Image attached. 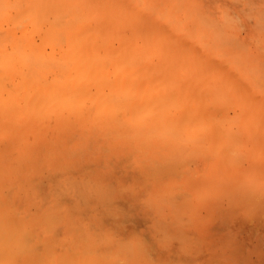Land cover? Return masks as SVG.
I'll list each match as a JSON object with an SVG mask.
<instances>
[{
  "label": "rangeland",
  "instance_id": "374dc122",
  "mask_svg": "<svg viewBox=\"0 0 264 264\" xmlns=\"http://www.w3.org/2000/svg\"><path fill=\"white\" fill-rule=\"evenodd\" d=\"M78 1H80V0H78ZM78 1L76 0V6H78V7H76L77 9H79V8H82V9H84L85 8V6H84V4H83V6H82V1H84V0H82V1H80L79 3H78ZM86 1H87V4H86ZM103 1V0H102ZM105 1H107L108 2V0H104L103 2H104V4H103V6L102 7H100V6H96V7H100V9L101 8H103V10H104V8H106V6H107V4H106V2ZM113 1V2H112ZM114 1L115 0H109V2L108 3H112V5H114V6H112V7H114L113 8V12L112 11H110V13H109V11H107V9H105L108 13H109V19H107L108 17H107V12H105V13H103V14H106V16L105 15H100V16H104L105 17V19H103L104 20V22H105V20L108 22V20H112V18H110V16H111V12H112V15H115L116 14V8H118V6L120 7L121 6V4L122 5H124V7L122 8V10H124V17H122V18H120V19H122V20H120V22H121V24L123 25H121V24H119L118 25V23H120V22H118V20L119 19H116V17H115V19L116 20H113V21H109L107 24H105V27L108 25V27L107 28H109V27H111L112 25V31L111 32H113V33H111V35H110V37L108 38L106 35H108V34H106L105 32V36L107 37V43L105 42L106 41V39L104 40H102L101 39V37L103 38V33H102V35L97 31V30H100V25H99V27H95L96 26V24L98 23V22H102L103 20L102 19H100V16H98L97 17V15H98V13L97 12H95V11H93L94 12V14L96 15H94L93 16V12H92V17H93V20H95L94 19V17H96L97 18V23H96V21H94V22H92L93 20H91L90 19V24H91V26H92V29H91V31L92 30H96L97 32H96V34L97 35H101V36H97V37H93V39H94V41H93V39L91 40L92 42H95L96 43V46H97V44H98V48H100V50H99V53L95 56V58L97 59V61H106L105 59H107L108 57H109V53H107L106 51H111V48L113 47V45H111L110 44V42L111 41H113L114 39L113 38H111L112 37V35H119L120 33H121V37L120 36H117V38L116 37H114V38H116V40H114L113 42H112V44H116L115 46L117 47H115L116 49H114L115 50V52H116V60H118L117 58H119L120 57V55H122V57L118 60V61H120L121 63H119L118 61H117V63H116V61L113 63V62H111V60L112 59H114V57L113 56H110L109 58H110V60H107L106 61V63H108L107 64V68H108V70H107V77L108 78H112V75H115L114 76V80H115V82L112 80V81H110V80H108V82H110L109 84H112L113 86H111L110 85V87H111V90H110V88H109V85L106 87V88H104V93H105V96L108 98V102H112L113 100V103L115 104V102L117 103V102H119V104L117 105V106H115L113 103H107L108 105H110L109 107L112 109L111 111L108 109V105L106 104L105 105V107H103V109L101 110V111H98L97 112V108H96V106L93 104V103H86V104H83V105H81V106H79V109H80V113H78L77 111H74L73 113H71V114H67V115H64V116H61V117H56V112H55V110H54V108H52L51 110H49V105L47 104V107H46V104H44V105H41V106H38V108H37V110H36V108H34L33 110H32V115L30 116V117H25L24 118V116H22V115H19L18 114V111H19V109H20V106L19 105H13V106H10L9 107V109H10V114L7 112L6 114H2V113H0V127H1V129H0V164L2 165H0V216H2L1 218H0V221H2V222H4V224H2V222H0L1 224H0V229H1V233H0V236L2 235V237H1V239H0V244H2V246L0 247V249H1V257H0V264H9V263H14V261L16 260V255H18L19 257H17V261H18V264L20 263V264H64V262L65 263H67V260H68V262L69 263H67V264H125L124 263V261L126 262V263H128V264H264V203H262V202H260V200L261 201H263L264 202V187H263V185H264V170H263V165H264V155L262 154L263 152H261V150L262 151H264V146H262V145H264V144H262V145H260V143H262L261 142V140H260V138H259V140H260V143H259V140H258V137H261V135H259L260 133H263L264 134V132H262V131H264L263 129H264V117H263V114H264V95L262 94V92L264 91H262L261 92V90L262 89H264V86H263V82L262 81H264L263 80V75L261 76L260 75V77L258 78V76H257V78L255 79V77L253 78L252 77V75L251 74H249L248 72H251V71H248L249 70V68L250 67H248L247 68V65H244L245 63H246V60H249V58H247L246 57V59L244 58V55H242L241 57H238V55L240 56L242 53L243 54H247V55H249V53L251 54L252 53V56H255L257 53H259V55L257 54V57L259 58V59H261V61H263L262 59H264V52H261V48L262 49H264V44H263V42L261 41V39L263 38L264 39V31H262V30H260V29H263L264 30V27H262V24H264V13L263 14H260V12H261V10L262 9H264V8H262V7H260L259 8V6L261 5H263V3H264V1L263 0H252V1H250L249 2V0H247L250 4H248L247 3V1L246 0H237V1H234L233 2V0H232V2H231V0H187V1H191L190 3L191 4H189V5H185L186 4V2H184V1H186V0H182V6L184 5V9L185 8H187V6H188V8L187 9H185V10H187V11H185L186 13H188V14H190V13H193L194 12V10H192L191 9V7H194L195 6V3L197 4V12L199 11V9H201V11L203 10V12H205L207 15H205L206 17H204V15H202L203 13H201V15H200V12L201 11H199L198 13H199V15L197 14V12H195V14L198 16V19H200L199 21H200V23L199 24H196L195 25V27H193L194 28V31H193V29L191 30L190 29V27H192L191 25H193V23H195V22H193V21H195V20H198V19H196V17L192 14V16H193V19H195V20H193L192 19V16H191V19L193 20L192 22L189 20L188 21V15H187V20L185 19L186 18V15L184 16V15H181V14H183V12L180 14V16H179V22L181 21V19L183 18V20H182V24L179 26L180 28V30L181 29H183V33L186 35H184L183 37H182V35H181V37H182V40H181V38H180V36H176V35H174V39H175V43L172 41V40H174L173 38L172 39H169L168 38V40L170 41H165L164 43L165 44H167V42H169L170 44H167V46H169V45H171V43L172 44H175V45H173V46H175V47H173L172 48V52H169L170 54H171V57L172 58H174V57H176V56H174V55H176L177 54V59L179 60L178 62H180L181 63V65L179 66V64H178V66L177 65H175V63L177 64L178 62H176L175 60H177L176 58L175 59H170L169 60V57H170V55H166V56H168V59L166 58L165 59V61H167V64H165L166 66H167V73H169L170 75L169 76H173V77H169V76H167V74L165 73V75H163V81H166V79H165V77H167L168 79H170V78H172V79H175L176 80V78H177V76H178V74L179 75H181V79H183V76H184V78H185V76H186V78L185 79H183L182 81V83H185V81L186 82H188V84L187 85H189V82L191 81V85H192V83H193V85H196L197 86V88H200V89H193V87L190 85V87L192 88H185L186 89V91L188 92L189 91V89H191L192 91V93H194V94H192L190 91L187 93L186 91H180L181 90V79L179 80V78L177 79V80H179L180 81V83H178V82H176L175 80V82L176 83H178V84H180V86L179 85H177L176 86V84H174V86L175 87H173V90H172V88L170 89V87L168 86H164L163 84L165 83V85H166V83L168 82H162V79H160L161 80V82L163 83H160V80L158 79L164 72V70L163 69H161V68H159V67H161V66H159L157 69H156V71L154 70V66L157 64H154V62H157V61H159V64H161V62H160V58L159 57H161V61H163L164 60V58H163V56L164 57H166L165 55H163V56H161L163 53H165V50H161L160 51V49L159 48H157L158 50H155V49H153V46H152V43H151V40H150V42L148 43V42H146L147 40H145V39H141V37L139 36L138 38H137V34L135 35L134 34V29L135 30H137V28L135 27L137 24H138V26H139V21H140V19H139V23H137V17H143V20L144 19H146L147 18V16H148V14H149V12L151 13V16H150V14H149V19L151 20V19H153V15H154V21L156 22L157 21V24L158 23H160V24H163V21H165L164 23L166 24V23H169L170 25H168V26H171V24L173 23V22H175L176 20H178V19H171L170 18V16L169 15H167V13H166V16H165V13L163 14V15H161V13H160V16L157 14L158 13V11L159 12H161V10L156 6V4H158L159 2L160 3H162V0H155V1H157L158 3H156V2H153L154 0H132L131 1V3L129 4V6L127 5V7L129 8V11H132L131 9H132V7H134L133 9H134V11H133V13L135 14V15H137V17L136 16H134L133 15V13H131V12H129L128 11V9H126L127 7H126V4H128L129 3V0H120V1H115V3H114ZM123 1V2H122ZM164 1V0H163ZM167 1V0H166ZM172 1V0H171ZM173 1H175V0H173ZM176 1H178V0H176ZM91 2V1H90ZM92 2H94L93 0H92ZM96 2L98 3H100V1H97L96 0ZM117 2H121L120 4L119 3H117ZM127 2V3H126ZM142 2V3H141ZM144 2H146V4L144 3ZM180 2V1H179ZM208 2V3H207ZM211 2V3H210ZM223 2H226V3H223ZM240 2V3H239ZM254 3V2H256L257 3V5H255L254 7H252V3ZM98 3V4H99ZM102 3V2H101ZM114 3V4H113ZM133 3V4H132ZM134 3L136 4L135 6H134ZM150 3H152V5L150 6ZM154 3H156V4H154ZM160 3H159V5H160ZM188 3V2H187ZM218 3V4H217ZM231 3H236V4H231ZM242 3V5L240 6V4ZM88 4H90L89 2H88V0H85V5H87L88 6ZM93 4H95V2L93 3ZM92 4V5H93ZM97 4V5H98ZM117 4V5H116ZM141 4V5H140ZM145 4V5H144ZM179 4V3H178ZM177 3H176V5H178ZM220 4V5H219ZM238 4V5H237ZM245 6H249L250 7V9H248L249 7H245ZM258 4H260V5H258ZM101 5V4H100ZM110 5V4H109ZM144 5V7H142ZM210 5V6H209ZM234 5H236L235 6V9H234ZM115 6H116V8H115ZM139 6V7H138ZM153 6L155 7L156 6V11H154V9L155 8H153ZM182 6L180 7L181 9H182ZM186 6V7H185ZM222 6V7H221ZM239 6V7H238ZM84 7V8H83ZM93 7H95V6H93ZM108 7V9L110 10L111 8H110V6H107ZM141 8V9H139L138 10V8ZM149 8V9H147V8ZM198 7H199V9H198ZM215 7V8H214ZM241 7H243V10L241 9ZM244 7H245V10H246V8H247V10H250V11H247V13L248 12H251V14L253 13V11H255V12H257L259 9H260V12H259V14H257L258 16H256V14L254 13L253 15H250V18H252V20H249L248 18L246 19V17H245V15H248V14H246L245 13V11H244ZM98 8L97 9H95L96 11L98 10ZM121 8H120V10H121ZM125 8V9H124ZM145 8V9H144ZM195 8H196V6H195ZM221 8H222V11H223V9H225L226 11H227V14H224L223 13V15H227V17L225 18L224 16L222 17V12H220V10H221ZM240 8V9H239ZM258 8V9H257ZM88 9V8H87ZM99 9V10H100ZM151 9V10H150ZM184 9H182V10H184ZM188 9L190 10V12L188 11ZM206 9V10H205ZM233 9H234V11H233ZM251 9H253V10H251ZM256 9H257V11H256ZM103 10H100L101 12H103ZM120 10H118L117 9V13L119 14V12H120ZM121 10V11H122ZM126 10H127V12H128V14H129V17H130V14H131V17L133 16L134 18L133 19H129L130 21H128L129 22V24L127 23V20L125 21V18H128V14L126 13ZM136 10L138 11V14L137 13H135L136 12ZM150 10V11H149ZM219 11V13H217V11ZM115 11V12H114ZM141 11H143L144 13H142ZM146 11V12H145ZM148 11V12H147ZM212 11V12H211ZM154 12V13H153ZM155 12H156V14H155ZM228 12L229 13H231V15L233 14V16H230V14H228ZM237 12V13H236ZM115 13V14H114ZM122 12H120V15H122L121 14ZM142 14H144V15H142ZM250 14V13H249ZM117 15V14H116ZM156 15V16H155ZM215 16L214 17V19H212L214 22L212 23V21H211V17L213 18V16ZM261 15V16H260ZM127 16V17H126ZM157 16H159V17H157ZM161 16H163V18H161ZM167 16H168V18H167ZM208 16V17H207ZM230 16V17H229ZM241 16H242V19H241ZM255 16H256V18H255ZM263 16V19L261 18ZM91 17V18H92ZM107 17V18H106ZM112 17V16H111ZM118 17H119V15H118ZM121 17V16H120ZM164 17H165V19H164ZM195 17V18H194ZM204 17V19H202ZM236 18L237 17V23H239L240 22V24L238 25V24H235L238 28H240V29H236L237 27L235 26V29H233V28H230V27H226L227 29H225L224 30V28H225V26L223 25L222 26V23L225 21V23H227L230 19V21H231V23H230V25H234V23L236 22L235 20H234V18ZM239 17V18H238ZM243 17H245V19L243 18ZM247 17H249V16H247ZM260 17V18H259ZM113 18H114V16H113ZM124 18V19H123ZM156 18H159V19H156ZM161 18V19H160ZM222 18V19H221ZM227 18H229L228 20H227ZM253 18L255 19V20H253ZM99 19L101 20V21H99ZM149 19H148V21H149ZM164 19V20H163ZM209 19V20H208ZM221 19V20H220ZM257 19L260 21H258L257 22ZM218 21V23H216L217 21ZM222 20H224L223 22H221V24H220V21H222ZM233 20V21H232ZM124 21V22H123ZM134 22V21H136V23L135 24H133V23H131V22ZM145 21V20H144ZM147 21V20H146ZM145 21V22H146ZM172 22V23H170V22ZM198 21V22H199ZM210 21V22H209ZM229 21V22H230ZM235 21V22H234ZM239 21V22H238ZM244 21V22H243ZM251 21H252V23L255 21L256 22V24H253L252 25V23H251ZM103 22V23H104ZM113 22V23H112ZM118 22V23H117ZM125 22H126V25H125ZM142 19H141V23L140 24H142ZM191 24H189V23ZM228 22V23H229ZM234 22V23H233ZM93 23H96V24H93ZM112 23V24H111ZM124 23V24H123ZM130 23H131V25H134L133 27L131 26V27H129V25H130ZM187 23L189 24V25H187ZM204 23V24H203ZM215 23V25H213ZM227 23V24H228ZM257 23H258V25H259V23H260V27L259 26H256L257 25ZM93 24V25H92ZM99 24H101V23H99ZM116 24H117V28H115L116 27ZM165 24H163L164 26H166ZM200 24H203V26H205L206 28H204L202 25H200ZM218 24V25H217ZM243 24H244V26H243ZM246 24V25H245ZM7 25V26H6ZM10 25V23H7V22H5V23H3L2 25H0V32L3 30H8V28L10 27L9 26ZM120 25L122 26L121 27V29H119V27H120ZM198 25H200V26H198ZM254 25H255V27L256 28H258V31H253L254 29H255V27H254ZM103 27L101 28V29H104L105 27H104V25H102ZM119 26V27H118ZM188 26H190V27H188ZM202 26V27H201ZM212 26H216L215 28H210V27H212ZM241 26H242V29H241ZM247 26V27H246ZM249 26V27H248ZM264 26V25H263ZM142 27V26H141ZM143 27H144V24H143ZM220 27H223V28H220ZM251 27V28H250ZM253 27V28H252ZM95 28V29H94ZM198 28H200L199 29V31L197 32V30H198ZM202 28V29H201ZM219 28V29H218ZM248 29V30H246V29ZM110 29V28H109ZM115 29L118 31V33H117V31H116V34H115ZM131 29H132V31H131ZM145 29V28H144ZM196 29V30H195ZM204 29V30H203ZM207 29H212L211 31H207ZM215 29V30H214ZM220 29H223V31L222 30H220ZM106 30V29H105ZM108 30V29H107ZM106 30V31H107ZM122 30H124V33H125V31H127L125 34L124 33H122ZM232 30H234L235 32H238L237 30H239L240 32H238L237 34L239 35V37H238V35L236 34L235 35V33L233 34V32H232ZM4 31V32H5ZM104 30H102V32H103ZM109 31V30H108ZM134 31V32H133ZM206 32V33H202V32ZM224 31H226V32H224ZM227 31H228V33H229V35H230V37L228 36V34H227ZM229 31H231L232 33H230ZM244 31V32H243ZM247 31V32H246ZM259 31H261V32H259ZM4 32H1V33H4ZM94 32V31H93ZM176 32V31H175ZM177 32H179V31H177ZM190 32V33H189ZM199 32H201L203 35L204 34H208V33H210L211 35H212V38L213 39H211V37H208L207 35H206V37L205 36H202V35H200V33ZM255 32V33H254ZM130 33H133V34H130ZM136 33V32H135ZM193 33V34H192ZM197 33H199V34H197ZM214 33V34H213ZM221 33V34H220ZM227 34V35H225V34ZM240 33V34H239ZM245 33V34H244ZM247 33H248V35H247ZM257 33H259L260 34V36H259V34H257ZM122 34H123V36H125V37H127V36H131V35H135L134 37V40H133V38H132V42L133 41H135V39L138 41H135V44H132L133 45V48L131 49V51L129 52V50H128V52H129V54L130 53H132V51L135 49V48H137V47H141L140 48V50H142V49H144V47H145V45L144 44H147L146 46L148 47V52L146 51V49H145V51L147 52V53H151V54H149V55H152L153 53L155 54H157L158 52L157 51H160V55L159 54H157V55H159V57H156V54L154 55H152V56H154L153 58H151V61H152V59H153V61H152V65H154V66H152V67H149V71L146 69V68H142L144 65L143 64H141L140 62H138V64L140 63L141 65H143L142 67H140V71H138L139 70V68L136 70V67H133V69L134 70H136V71H130V73L132 72V74L134 75H131L130 74V76L131 77H136L137 79L140 77H138V75H136V74H138V72L139 73H141V82H142V84L143 83H147L146 85L147 86H145V85H140V87H141V89L140 88H138V89H140V90H138V91H140V96L139 97H142L143 95V97H142V99H141V101H139V99L136 101V100H134V98H132V96H134L133 94L134 93H131L130 94V92H132L131 90H135L136 91V86L138 85V84H141V83H138L137 84V81H135V80H137L136 78H135V80L133 81V83H132V80H133V78L131 79V77H130V81L129 80H127V79H125V80H127V83L126 84H128V86H123L121 83L123 82L122 80H124L123 78H120L121 77V75H125V73L127 74V72H125L127 69V67H126V64H125V67H124V65L121 67V65L123 64L122 63V61L123 60H125L126 61V59H123V58H125L127 55H128V52L125 54L126 56L124 57L123 56V51L125 50L126 51V49L127 48H125V46L126 47H128V45H129V47H131V45H130V42H129V40H128V42H129V44L128 45H125V43H123L124 44V50H122V40H121V38H123V41L125 42L126 40H127V38H129V37H127V38H125V37H123L122 36ZM192 34V35H191ZM217 34V35H216ZM224 34V35H223ZM231 34H232V36H231ZM243 34V35H242ZM196 35V36H195ZM210 35V36H211ZM221 35V36H220ZM233 35H235V36H233ZM247 35V36H246ZM255 35H256V37H255ZM38 35L37 34H34V40L37 42V43H40V41H41V39L39 38V36L37 37ZM96 36V35H95ZM189 36V37H188ZM198 36H199V38H198ZM219 36H220V38H219ZM229 38H228V37ZM237 36V37H236ZM243 36V37H242ZM254 36V37H253ZM262 36V37H261ZM176 37H179L180 39L179 40H181V43H180V41L178 40V42L176 43ZM188 37V38H187ZM215 37H217V38H215ZM236 37V38H235ZM99 38V39H98ZM144 38V37H143ZM192 38H195V39H192ZM197 38H198V40H197ZM204 38H206V39H204ZM214 38L216 39L215 41H217V42H215V41H213L212 42V40H214ZM224 40H223V39ZM231 38H233V39H231ZM245 38H247V39H245ZM101 39V41H100V43H99V40ZM113 39V40H112ZM126 39V40H125ZM142 40V42H141V40ZM185 39L188 41L189 40V42H188V44L185 42ZM237 39H239V41L242 43H240V42H238V40ZM96 40H98L97 42H96ZM198 41V42H194V44H196V43H198V44H196V45H199V46H197L196 47V45H194L193 44V50H192V48H191V50L192 51H190V49H187V48H189L190 47V44H192L193 43V41ZM204 40H206L207 41V43H205V45L203 44L204 42ZM210 42H209V41ZM220 40V41H219ZM230 40V41H229ZM237 40V41H236ZM245 40V41H244ZM255 40V41H254ZM89 41V40H88ZM90 41V43H92ZM105 42L106 44H105V47H104V45H102V43L103 42ZM144 41V42H143ZM149 41V40H148ZM160 41V43L161 42H163V41H161V40H158L157 41V43L156 44H159L158 42ZM172 41V42H171ZM231 41H233V43L231 42ZM250 41H251V43H250ZM258 41V42H257ZM127 42V41H126ZM184 42L188 45H186V49L184 48ZM209 42V43H208ZM223 42V44H221ZM228 42V43H227ZM235 42V43H234ZM89 43V42H88ZM87 43V41L85 42V43H83L82 45H83V48H85V46H87V47H91V48H96V46H95V43H93V44H91V45H93V46H89L90 44H88ZM119 43H120V45H119ZM139 43V44H138ZM143 43V44H142ZM178 43H180V45H182L183 44V47L182 46H179L178 48L179 49H181V50H179L178 49V51H181V52H175L176 50L175 49H177V44ZM220 43V44H219ZM226 43V44H225ZM232 45H231V44ZM243 43H245V44H243ZM86 44V45H85ZM108 44H110L111 45V48H110V46L107 48V46H108ZM142 44V45H141ZM151 44V45H150ZM155 43H153V45H154ZM208 44H211V45H209V46H214L215 48L217 47V46H219L218 48H216V49H219V50H215V48L213 49V47H209L208 46ZM212 44H214V45H212ZM215 44H217L216 46H215ZM236 44V45H235ZM248 44V45H247ZM249 44H250V46H252V44H253V48L255 49V51H256V54H255V51H253L254 49H252V47H251V50H249V48H250V46H249ZM257 44V45H256ZM122 45V46H121ZM140 45V46H139ZM203 45H204V48L206 49H209V50H211V51H213V52H211V51H209V50H205L204 51V49H203ZM222 45V46H221ZM225 45L228 47V45H230L229 46V53H231V51L234 53L235 51L233 50V47H235V48H238V51H240V52H242V53H234V54H236V55H234L233 53H231V56L233 57L232 58V60L231 59H229V54L227 55L225 52ZM121 46V47H120ZM135 46H137V47H135ZM144 46V47H143ZM202 46V48H200L199 50H197V48H199V47H201ZM207 46V47H206ZM224 46V47H223ZM233 46V47H232ZM248 46H249V48H248ZM122 50V52H121V50L119 49V48ZM157 47H159V45H157ZM171 46H169V48H170ZM192 47V46H191ZM223 47V51L221 50V52H219L220 51V49ZM106 48V49H105ZM109 48H110V50H109ZM232 48V49H231ZM260 48V49H259ZM47 49L49 50L50 48H49V46H47ZM86 49V48H85ZM89 49V48H88ZM202 49H203V53H202ZM258 51H257V50ZM105 51V55H102L101 56V54L102 53H100V52H102V51ZM114 50L113 51H111L110 52V55H114L115 54V52H114ZM136 50H139V48L138 49H136ZM168 50V49H167ZM170 50H171V48H170ZM175 50V51H174ZM183 50V51H182ZM186 50L188 51L187 53H185L186 52ZM215 50V51H214ZM118 51V52H117ZM124 51V52H125ZM135 51V50H134ZM133 51V53H135V52H138V51H135L134 52ZM144 51V50H143ZM145 51L143 52V53H145ZM164 51V52H163ZM207 51V52H206ZM225 51V52H224ZM228 51V50H227ZM237 51V52H238ZM253 51V52H252ZM141 52V51H140ZM140 52H138V53H136L138 56L139 55H141L142 57H143V59L146 57V58H148L149 60H150V57H152V56H149V55H146L145 56V54H144V56H143V54H142V52L140 53ZM175 54H174V53ZM199 52V53H198ZM215 52H218L219 54H222V52L225 54V55H227L226 57H227V59L228 60H231L232 62H233V64H232V62L230 61V64H229V62L228 61H226L227 59H226V57L224 58V56L223 55H221L220 57H219V54H215ZM245 52V53H244ZM248 52V53H247ZM107 53V54H106ZM119 53V54H118ZM168 53V52H167ZM190 53V54H189ZM193 53V54H192ZM195 53H196V55H195ZM200 54L201 55V53L203 54V57H204V60H202L203 58H202V56L200 57V61H199V58H197V55L198 54ZM228 53V52H227ZM135 54V56L133 55V57H135L136 58V55ZM179 54H182L181 56H178ZM211 54H213V55H211ZM184 55H185V57H187V58H185L184 57ZM187 55V56H186ZM189 55H190V57H192V56H195L196 57V60L194 59V60H192L193 58H195V57H192L191 58V60H190V57H189ZM208 55V56H207ZM213 56L212 58H213V61H211V60H207V61H210L211 62V67H212V63L214 64V66H213V68H212V71H210L209 69H211V67L209 66V65H207L208 64V62H206V58L207 57H210V56ZM101 56V57H100ZM107 56V57H106ZM132 56V55H131ZM130 56V57H131ZM138 56H137V58H138ZM140 56V57H141ZM174 56V57H173ZM217 56L219 57V58H217ZM113 57V58H112ZM142 57H141V60L143 61H141L142 63H146L147 61H148V59H142ZM159 58L158 60L156 59V58ZM180 57V58H179ZM206 57V58H205ZM256 57V58H257ZM108 58V59H109ZM132 58V57H131ZM162 58H163V60H162ZM182 58V60H180ZM202 58V59H201ZM220 58H221V60H220ZM224 58V59H223ZM96 59H94L95 61H96ZM138 59H140V58H138ZM137 59V61H140V60H138ZM155 59H156V61H155ZM207 59H209V58H207ZM243 59V60H242ZM245 59V60H244ZM258 59V61L257 62H259V63H261L260 65L261 66H263V64H264V61L263 62H260V60ZM128 60H129V58H128ZM127 60V61H128ZM171 60H173V61H171ZM201 60L204 62L205 61V65H206V68L204 67L205 65H204V63L202 64L201 63ZM250 60L252 61V62H254V60H255V63H257L256 62V59H254L253 57H251L250 58ZM132 62H134L133 61V59L131 60ZM136 61V62H137ZM169 61V62H168ZM171 61V62H170ZM184 61H187V62H184ZM223 61L225 62V63H223ZM244 61H245V63H244ZM124 62V61H123ZM129 62H130V60H129ZM128 62V65L129 66H132V64L131 63H129ZM173 62H175V63H173ZM218 62V63H217ZM248 62V61H247ZM113 63V65L114 66H116V68L118 67H120V70L121 69H123L122 70V72H123V74L121 73V71L120 70H117V69H115V67L113 68L112 67V69H111V64ZM120 64V65H116V64ZM150 63V62H149ZM165 63V62H164ZM168 63H172L173 65H171L170 67H169V69H168V66L170 65V64H168ZM186 64L187 65V67H186V70L187 71H185L183 68H181L182 69V71L180 70V67H184V66H182L183 64ZM201 63V64H200ZM215 63H217L218 64V67H217V65L215 66ZM222 63L223 64H226V63H228V64H226V65H222ZM255 63H252V66H254V64ZM135 64V63H134ZM197 64L200 66V69L199 70H197ZM249 64V63H248ZM137 65V64H136ZM140 65V66H141ZM146 65V67H148V64H145ZM164 65V64H163ZM164 65V66H165ZM229 65L231 66L232 65V67H229ZM250 65V64H249ZM248 65V66H249ZM128 66V67H129ZM135 66V65H134ZM149 66H151V65H149ZM163 66V67H164ZM165 66V67H166ZM174 66V67H173ZM204 68H203V67ZM208 66L210 67V68H208ZM225 66H226V68H225ZM255 66H257V68H259V65H258V63H257V65H255ZM124 67V68H123ZM137 67H138V65H137ZM145 67V66H144ZM155 67H157V66H155ZM177 67H179V69L178 70H176L177 69ZM202 67V68H201ZM214 67H215V70L216 69H218L216 72H215V70H214ZM217 67V68H216ZM224 68V70H225V74H226V72H228V76H229V78L232 76V75H234L235 77H233L236 81H233V78L231 77V81H227V82H225V83H221V82H219V81H222L223 82V78H226V76L227 75H225L223 72H222V68ZM233 67H235V68H233ZM131 68V67H130ZM154 70V72L152 71L151 72V70L152 69ZM172 68V69H171ZM175 68V69H174ZM185 68V67H184ZM231 68V69H230ZM1 69V68H0ZM133 69H131V70H133ZM145 69V70H144ZM161 69V71H159L158 72V70H160ZM165 70H166V68H164ZM174 69V70H173ZM205 69H206V71H205ZM228 69H230V71H233L232 73L231 72H229L228 71ZM233 69V70H232ZM236 69V70H235ZM114 70V71H113ZM130 70V69H129ZM142 70H144V72L145 71H148V73L149 74H143L142 73ZM170 70H173V71H170ZM176 70V71H175ZM184 70V71H183ZM201 70V71H200ZM209 72H208V71ZM223 70V71H224ZM119 71V72H118ZM173 74H171L170 72ZM174 71H175V73H174ZM220 71L222 72V75L220 74V75H218V73H220ZM236 71V72H235ZM112 72V73H111ZM117 73V74H115V73ZM129 72V71H128ZM133 72H135V74L133 73ZM151 72V73H150ZM159 74H158V73ZM176 72H179V73H176ZM183 72V73H182ZM200 72V73H199ZM207 72V73H206ZM211 72V73H210ZM215 72V74L216 75H218V79L219 78H222V76H223V78L220 80H218L217 78H215V74H213ZM238 72V73H237ZM153 73H155V75L156 74H158V78L156 79L155 78V76H153ZM181 73V74H180ZM186 73H188L187 75H186ZM204 73H206V74H204ZM213 74V75H211L210 76V74ZM236 73V74H235ZM112 74V75H111ZM120 74V75H119ZM142 74L143 75H149V76H145L148 80H150V79H153V80H151V82H143L142 81ZM174 74H176V76L174 75ZM202 74H204V76L205 75H207V79H210V80H212V83L211 82H208V81H210V80H206V78L205 77H203V75ZM224 74V75H223ZM239 74H241V77H239V79H238V77L236 78V76H238ZM4 75H7V71L6 70H4V71H0V77L1 76H4ZM117 75H119V77L117 76ZM136 75V76H135ZM189 75V76H188ZM248 75H251V79L253 78L255 81H254V85H255V83L257 84V80H258V85H260L259 83H262L261 85L262 86H260V88L259 87H256V86H254L253 84H251L252 83V81L251 80H249V77L250 76H248ZM150 76H151V78H150ZM190 76H191V78H190ZM214 76V77H213ZM221 76V77H220ZM225 76V77H224ZM228 76H227V79L226 80H228L229 78H228ZM240 76V75H239ZM117 77H118V79H117ZM145 77H143V80H145L146 78ZM175 77V78H174ZM202 77V78H201ZM209 77V78H208ZM212 77V78H211ZM119 78L120 79H122V80H120L121 82H119L121 85H118L119 83H118V80H119ZM155 78V79H154ZM161 78V77H160ZM190 79V80H189ZM215 79H217V80H215ZM252 79V80H253ZM158 80V81H157ZM171 80V79H170ZM193 80V81H192ZM204 80H206V81H204ZM242 82H241V81ZM244 80V81H243ZM261 80V81H260ZM156 81V82H155ZM214 81H215V83H214ZM216 81H218V82H216ZM233 81V82H232ZM249 81H250V83H249ZM260 81V82H259ZM3 82V85H2V83L0 82V92L1 93H4V92H8L7 90L9 89V88H11L13 85H14V82H12L11 80H9V79H7V80H4V81H2ZM114 84H113V83ZM154 83V85H155V83L157 84V85H155V86H152V84ZM171 82V81H170ZM173 82V81H172ZM201 82L202 83H204V82H207V85H206V83H205V85H203V87H201L202 86V84H201ZM229 82H232L233 84L231 85L232 87H230V83ZM236 84H235V83ZM125 83V82H124ZM130 83H132L131 85H132V88H133V86H134V88L133 89H131V90H129L131 87V85H130ZM149 83L151 84V86H149ZM169 83V82H168ZM208 83H211V85L210 84H208ZM216 83H217V86L219 85V84H221L223 87L222 88H220L223 92L225 91V89L226 88H224L225 87V85H223V84H226V83H228V85L226 84V86L229 88L230 87V89H228V92L227 93H232L233 95H234V97L236 96L237 97V95H235L233 92L235 91V87L237 88V90H236V92H238V96H239V102H237L238 101V97H237V100L235 101V100H233V101H235L233 104L231 103L230 105H231V107H230V105H229V103H227V105H226V109H222L224 106H225V103H224V106H223V104H219V102L218 101H220L219 99H217L216 101H215V103H212V107L215 109L216 108V110H214V114L212 113V109H211V106H210V103H211V101L210 100H212V102L214 101V99H216V98H218V97H214V95H213V97L214 98H211V96H212V94H214V93H212V91L214 90V88L216 87H214L213 85H216ZM135 84V85H134ZM159 84H162V85H159ZM236 85V86H233V85ZM130 85V86H129ZM159 85V86H158ZM168 85V84H167ZM169 85H171V83H169ZM184 85H186V84H183V86ZM186 85V86H187ZM221 85H219V87L221 86ZM2 86H3V88H2ZM9 86V87H8ZM121 87L120 89H118V87ZM156 86H158V87H160V86H162V87H165V92L163 93V90H164V88H159V90H158V87L156 88V90L157 91H159V92H157L156 90H154L153 91V89L156 87ZM171 86H173V85H171ZM196 86H195V88H196ZM210 86H213V87H211L210 88ZM124 87L126 88V89H124ZM145 87L147 88L146 89V91H149V92H147V93H145V92H142V90H143V88L145 89ZM149 87V88H148ZM154 87V88H153ZM179 88V90L178 89H175V88ZM188 87V86H187ZM218 87V88H219ZM234 87V88H233ZM263 87V88H262ZM169 88V89H168ZM183 88V89H184ZM206 88H209V89H212L213 88V90H210V92H208L209 91V89L207 90ZM231 88L232 89H234V91L233 90H231ZM254 89V91H253V89ZM262 88V89H261ZM118 89V90H117ZM123 89L124 90H127V92L129 93H127V95L129 96V95H131V96H129V97H131V98H127L128 96H124V97H126L127 99H128V102H127V99H126V101L125 102H127L128 104H127V108H128V110H127V108L125 109V107L123 108V106H125L126 105V103L124 102V104H122L123 103V100L125 99L124 97L123 98H120V97H118V99H120V101H122L121 103H120V101L118 100V101H116L115 99V97H117V96H119V95H121L122 93H123ZM150 89V90H149ZM160 89H161V91H162V93L163 94H168L166 91H168V90H170L171 92H172V94L174 95V96H172V94L170 93V96H172V97H170V96H166V94L165 95H163V94H160ZM168 89V90H167ZM175 89V90H174ZM182 89V90H183ZM205 89V90H204ZM217 89V88H216ZM224 89V90H223ZM226 89V90H227ZM239 89V90H238ZM256 89H257V92H261L260 94H258L257 92H256ZM259 89H261L260 91H258ZM153 91V95H155L154 94V92L156 93V95L155 96H153V95H151V93H150V91ZM194 90H199V92L201 93H199V92H197V93H199L200 95H201V100H200V98H199V94L196 96L195 95V93H196V91L194 92ZM207 90V91H206ZM92 91H94V89H92ZM110 91H112V93L114 94H112ZM144 91V90H143ZM178 91H180V93L178 92ZM203 91L205 92H208V93H206V95H205V93H204V95H203ZM214 91H216V90H214ZM213 91V92H214ZM219 91V90H218ZM230 91V92H229ZM108 92V93H107ZM169 92V91H168ZM222 92V93H223ZM235 92V93H236ZM254 92V93H253ZM6 93H5V95H6ZM107 93V94H106ZM141 93H145V94H142V96H141ZM149 93V94H148ZM175 93V94H174ZM222 93L220 92V94L222 95ZM226 93V92H225ZM231 93L230 94H226L227 95V97H226V99L228 98L229 99V97L228 96H231ZM240 93H242V95L243 96H240L241 94ZM146 94H148L147 96H148V98H146V100H145V97H147L146 96ZM178 94V95H177ZM258 94V95H257ZM112 95L114 96L113 98H115V99H113L112 98ZM162 95H163V97H162ZM176 95V96H175ZM210 95V96H209ZM216 95L218 96L219 94L218 93H216ZM225 95V96H226ZM255 95L258 97V99H256L255 98ZM259 95H260V97L262 98V99H260L259 98ZM155 97V99L153 100V101H151V102H157V98L159 97L160 98V96L162 97L160 100V102L159 103H161V105H165V104H167L168 102H170L171 100H173L174 98H178L179 99V103L178 104H184V103H186V104H188V103H190V102H186V101H191V103L192 104H189V105H193L195 102H197L198 100V98H199V102L203 105V104H209V108L207 109V107H205L208 111H207V113H206V109H204V111L205 112H203L202 113V115H209V117L210 116H214V117H216L215 115H217V117H218V120H220L222 117L223 118H230V120H229V122H231V121H233V124H235L234 123V121H236V119L234 120V118L233 117H231V114L233 115V116H235L234 114H237V113H241L242 111V113H241V115H242V117L240 116V118H239V124H241L242 122H243V120L241 121L240 119H247V122L246 123H248V120L250 121V120H253V119H251V117L252 118H254L253 117V115L256 113V118H254L255 120H254V124L255 125H257L258 123H261L260 125H262V127L263 128H261V126L260 127H255V125H254V127H253V129H256V130H252V128H251V125L249 124V130H247L248 129V127L247 126H245L246 124L244 123V125L243 126H245V127H243V129L245 128V131L243 130L241 133H242V137H239L240 138V141H242L243 140V142L242 143H240V145H235V143H236V141L234 142L233 140L234 139H236L237 138V136H235L236 138H234V136H233V138L234 139H232V141L231 142H234V143H232V144H234L233 146L232 145H229V144H231V142L230 143H228V145H226V148H225V145L223 146L226 150H224V151H222L221 149H223V147L221 146L220 147V150L218 151V152H216L215 150H211V146L213 145V143H214V141L215 140H217V139H215V138H217L214 134V131H217L215 128H213L214 127V125H216L217 123H215L214 122V119H211V123H210V127L212 128V131H211V133H209V135H211V141H210V143H207V142H203V141H201V140H206L207 141V139H208V134H206V136H205V139L203 138L202 139V133H201V131H200V137L201 138H197V139H194V138H192L193 136H188L187 138H182L183 136H185V135H182V137H181V135H179L180 136V140L181 141H179L178 140V138H175L172 134H171V136H170V134H168V133H165L164 135H152V133H153V131H155V127L156 128H159V126H156L157 124H159V123H157L159 120H157L156 118H154V116H152L151 115V113H150V110H151V108L154 106V104L153 103H151L150 105H149V101H148V99H150V97ZM223 96V95H222ZM254 96V97H253ZM157 97V98H156ZM164 97H167V99H164ZM187 97V98H186ZM191 97V98H190ZM206 97H210L209 99H206ZM220 98H222L221 96H219ZM232 98H233V96H231ZM235 97V98H236ZM241 97H243L241 100L242 101H244V99H245V101L244 102H242L241 104H242V106H244V108L243 109H241L242 111H240V107H241V104H239L240 103V98ZM112 98V99H111ZM190 100H189V99ZM205 98V99H204ZM232 98H231V100H232ZM110 99V100H109ZM187 99V100H186ZM204 99V100H203ZM223 99V98H222ZM112 100V101H111ZM133 100V102H130V101H132ZM143 100H145V101H143ZM193 100H195V101H193ZM197 100V101H196ZM203 100V101H202ZM208 100L210 101V102H208ZM225 100V99H224ZM263 100V101H262ZM140 102V104H138L139 106H136V102ZM205 101H206V103H205ZM233 101H231V102H233ZM257 101V102H256ZM131 103V105H129L130 103ZM143 102H144V104H145V106H149V108H144L142 105H144L143 104ZM147 102V103H146ZM184 102V103H183ZM199 102H197L198 103V105L197 106H199V107H197L196 106V110H194L193 108L194 107H191V110H193V111H195V116L196 117H198L199 116V110H200V108H201V104L199 103ZM202 102H204V103H202ZM225 102V101H224ZM236 102H237V104H236ZM246 102H248L249 104H254V106L255 107H253L252 108V106L251 107H249L248 105H246L247 103ZM133 103H135V108H138V110H136L135 108H133L132 107V105H133ZM220 103H221V101H220ZM122 104V105H121ZM207 104V105H208ZM214 104V105H213ZM256 104V105H255ZM112 105H114L113 107H111ZM120 105V106H119ZM151 105H153V106H151ZM157 105V104H156ZM156 105H155V107H156ZM160 105V106H161ZM216 105L218 106V107H216ZM237 105H240V107L238 108L237 107ZM129 106V107H128ZM140 106H142V107H140ZM246 106V107H245ZM40 107V108H39ZM92 107V108H91ZM117 107H121V109L120 108H118V110L120 109V111H118L117 112V109H115V108H117ZM202 107H204V106H202ZM222 107V108H221ZM247 107H248V109H247ZM19 108V109H18ZM134 110H136V113H134V111H133V117H139V118H142V119H140L139 120V118H138V120H137V118H136V120L135 119H133V118H131L132 117V110L133 109ZM144 108V109H143ZM198 108V109H197ZM221 108V109H220ZM225 108V107H224ZM228 108L230 109V110H228ZM250 108V109H249ZM43 109H44V111H43ZM90 109V110H89ZM94 109V110H93ZM132 109V110H131ZM141 109H143L142 111L145 113V115H147V116H144L143 114V112L141 111ZM234 111H233V110ZM245 109V110H244ZM247 109V110H246ZM251 109H252V111H251ZM254 109V110H253ZM96 110V111H95ZM114 110V112H112ZM116 110V111H115ZM131 110V111H130ZM141 111V113H140V111ZM188 110V109H187ZM191 110H188V112L186 111V113H185V115L186 116H191L190 114H192L191 113ZM226 110H228L229 111V113H228V111H226ZM251 112H250V111ZM259 110H261V111H259ZM96 113H95V112ZM108 111L109 112H111V113H108ZM138 111V112H137ZM170 111H173V110H170ZM217 111V112H216ZM240 111V112H239ZM249 111V112H248ZM256 111V112H255ZM257 111H259V112H257ZM1 112V111H0ZM49 112V113H48ZM102 112V113H101ZM116 112V113H115ZM124 112H126V114L124 113ZM189 112H190V114H189ZM201 112H202V110H201ZM105 113V114H104ZM143 113V114H142ZM217 113V114H216ZM246 113H251L250 115L251 116H249V117H244L243 115H247ZM14 114V115H13ZM44 114V115H43ZM75 114V115H74ZM111 114V116H109ZM124 114V115H123ZM135 114L137 115V116H135ZM138 114H140V115H138ZM142 114V115H141ZM117 115H118V117H117ZM126 115V116H125ZM193 115V114H192ZM20 116V117H19ZM89 116H91V117H89ZM98 116V117H97ZM119 116H121V117H119ZM131 116V117H130ZM148 116H149V120L148 119H144V118H148ZM195 116H193V117H195ZM239 116V115H238ZM92 117H94V118H92ZM109 117H112L111 119L109 118ZM213 117V118H214ZM217 117H216V119H217ZM62 118V119H61ZM92 118V119H91ZM104 118V119H103ZM114 118V119H113ZM116 118H120L121 120V122L123 123V121H125L126 122V125H125V122L123 123V124H121V122L118 120V119H116ZM211 118V117H210ZM4 119V120H3ZM8 119V120H7ZM97 119V120H96ZM116 119V120H115ZM154 119H155V121H157V122H155L154 121ZM232 119V120H231ZM7 120V121H6ZM36 120V121H35ZM93 120V121H92ZM96 120V121H95ZM108 120V121H107ZM135 120V121H134ZM142 120V121H141ZM146 120H148V121H146ZM182 120L183 119H180L179 120V122H182ZM224 119H222V121H223ZM8 121H10V122H8ZM33 121V122H32ZM95 121V122H94ZM103 121H105V122H103ZM112 123H111V122ZM115 121V122H114ZM118 121H119V123H118ZM138 121V122H137ZM227 121H228V119H227ZM244 121H246V120H244ZM21 122V123H20ZM70 122V123H69ZM162 122V121H161ZM213 122V123H212ZM217 122H220V121H217ZM241 122V123H240ZM15 123V124H14ZM93 125H92V124ZM140 123H144V126H142ZM163 123V124H162ZM162 123H160L161 125H163L165 128H169V125L172 123V121H164V122H162ZM215 123V124H214ZM250 123H252L251 121H250ZM128 124H130V125H128ZM152 124V125H151ZM232 124V125H233ZM237 124V123H236ZM235 124V125H236ZM32 125V126H31ZM36 125V126H35ZM88 125V126H87ZM141 125V126H140ZM213 127H212V126ZM217 125H219V124H217ZM216 125V126H217ZM223 125L225 126V125H228L226 122H224L223 123ZM222 125V126H223ZM235 125H233L235 128H236V126ZM253 125V124H252ZM77 126V127H76ZM81 126H83V128H85V129H83ZM102 126V127H101ZM105 126V127H104ZM122 126V127H121ZM126 126H129V127H126ZM131 126H132V128H131ZM141 128H140V127ZM215 126V127H216ZM220 126V125H219ZM229 126H230V124H229ZM233 126H231L232 128H233V130H231L230 128V131L232 132H230L232 135H235V128L233 127ZM240 125H238V129L240 130L241 129V127H239ZM19 127V128H18ZM31 127V128H30ZM108 127V128H107ZM121 127V128H120ZM151 127V128H150ZM161 127V126H160ZM221 127V126H220ZM228 127V126H227ZM226 127V128H227ZM6 128V129H5ZM18 128V129H17ZM114 128V129H113ZM144 128V129H143ZM257 128H261V129H257ZM11 129V130H10ZM16 129V130H15ZM117 129V130H116ZM127 129V130H126ZM128 129H130L129 131H128ZM162 129H163V127H162ZM217 129H218V132H221L222 131V129L223 130H225V128L224 127H222V129L221 128H219V127H217ZM221 129V130H220ZM238 129H236V132L239 134V132H238ZM62 130V131H61ZM115 130V131H114ZM124 130H126V131H124ZM140 130V132H138ZM151 130H153V131H151ZM164 130V129H163ZM220 130V131H219ZM5 131V132H4ZM61 131V132H60ZM69 131V132H68ZM78 131H82V132H78ZM105 131V132H104ZM106 131H108L109 133H107ZM119 133H118V132ZM165 131H167V130H165ZM226 131V130H225ZM249 131V132H248ZM17 132V133H16ZM37 132V133H36ZM111 132V133H110ZM138 132V133H137ZM142 132H143V134H142ZM151 133V134H148V133ZM168 132V131H167ZM244 132H246L247 133V135L249 134V136L248 137H252V136H250V135H253V139L252 138H250V140L248 139V141L250 142V141H255L256 140V135H257V140H258V143H257V140L255 141L256 143H253V141H252V143L254 144V146H253V148H252V145H251V142L249 143V142H247L246 143V137L244 136ZM64 133H66L65 134V136H64ZM101 133V134H100ZM103 133H104V135H103ZM106 133V134H105ZM123 133V134H122ZM217 133V132H216ZM224 133V132H223ZM222 133V134H223ZM240 133V134H241ZM244 133V134H243ZM35 134H36V136H35ZM68 134V135H67ZM120 134V135H119ZM166 134H168V136L166 137L165 135ZM204 134V133H203ZM219 133H217V135H218ZM225 134L227 135H223L224 137L226 136V137H229L230 139L232 138V136H230L229 135V133H226L225 132ZM16 135H18V138H17V136ZM78 135V136H77ZM103 135V136H102ZM119 135V136H118ZM196 135V134H195ZM198 135V134H197ZM197 135L196 136H194V137H197ZM212 135H214L215 136V138H214V136H212ZM246 135V134H245ZM259 135V136H258ZM16 136V137H15ZM61 136V137H60ZM178 136V137H179ZM204 136V135H203ZM219 136H220V134H219ZM241 136V135H240ZM263 137H264V135H262ZM9 137V138H8ZM44 137V138H43ZM54 137V138H53ZM77 137V138H76ZM156 137V138H155ZM171 137V138H170ZM11 138V139H10ZM66 138V139H65ZM143 138V139H142ZM219 138V137H218ZM221 138V137H220ZM219 138V141L221 140H223L222 138L220 139ZM18 139V140H17ZM32 139V140H31ZM112 139V140H111ZM118 139H120V140H118ZM186 139H189V140H187V141H190V139H191V144L189 143V142H187L186 141ZM199 139H200V144L201 145H198L199 143H197V144H194L195 142L194 141H198L199 142ZM215 139V140H214ZM225 139H227V138H225ZM224 139V140H225ZM262 140L264 139V138H261ZM4 140V141H3ZM9 142H8V141ZM41 140V141H40ZM58 140V141H57ZM143 140V141H142ZM161 140V141H160ZM176 140L178 141V142H176ZM182 140H183V142H182ZM186 142H185V141ZM223 140V141H224ZM228 140V139H227ZM17 141V142H16ZM36 141V142H35ZM50 141V142H49ZM72 141V142H71ZM167 141V142H166ZM209 141V140H208ZM218 141V140H217ZM230 141V140H229ZM244 141H245V143L247 144H245L244 143ZM264 141V140H263ZM11 142V143H10ZM27 142V143H26ZM105 142V143H104ZM126 142V143H125ZM130 142V143H129ZM135 142V143H134ZM138 142V143H137ZM154 142V143H153ZM164 142V143H163ZM180 142H181V146H180V148H179V150L178 151H176L177 150V148H178V146L180 145ZM44 143V144H43ZM62 143V144H61ZM78 143H79V145H78ZM142 143V144H141ZM147 143V144H146ZM158 143V144H157ZM174 143V144H173ZM204 143H206L205 144V146H204ZM16 144V145H15ZM111 144V145H110ZM130 144V145H129ZM154 144V145H153ZM183 144V145H182ZM187 144V145H186ZM209 144V145H208ZM211 144V145H210ZM214 144H216V142L214 143ZM236 144H239V142L237 141V143ZM2 145V146H1ZM11 145V146H10ZM15 145V146H14ZM82 145V146H81ZM119 145V146H118ZM165 145V146H164ZM174 145V146H173ZM219 145H222L221 143L219 144ZM247 146V149H246V151H247V153H248V155L247 154H243V151L240 153V149L241 148H243V146H244V149L246 148V146ZM42 146H43V148H42ZM51 146V147H50ZM88 146V147H87ZM133 146V147H132ZM136 146H138V147H136ZM140 146V147H139ZM163 146V147H162ZM183 146V147H182ZM191 146V147H190ZM193 146V147H192ZM208 146V147H207ZM228 146V147H227ZM236 146V147H235ZM237 146H239V147H237ZM256 146H259V148L261 149L260 150V152L257 150L258 149V147H256ZM38 147V148H37ZM69 147V148H68ZM82 147V148H81ZM152 147H154V148H152ZM160 147V148H159ZM162 147V148H161ZM165 147V148H164ZM171 147H172V149H171ZM182 147V148H181ZM195 147V148H194ZM212 147H214V149H215V145H213ZM197 148V150H194V149H196ZM205 148V149H204ZM208 148V149H207ZM256 148V149H255ZM38 151H36V150ZM41 149V150H40ZM143 149V150H142ZM147 149V150H146ZM180 149H182V150H180ZM188 149H190V151H187ZM219 149V148H218ZM66 150H67V152H66ZM81 150V151H80ZM121 150V151H120ZM242 150V149H241ZM4 151H6V152H4ZM42 153H41V152ZM125 151V152H124ZM176 151V153L175 154H173V155H175L176 156V154L178 153V158H174L177 162L179 161V163H178V165L177 164H175V160L174 161H172L173 159V157L174 156H172V155H170V154H172L173 152H175ZM180 151V152H179ZM182 151V152H181ZM197 151H198V154H196L197 153ZM226 151V152H225ZM229 151V152H228ZM237 151H239V153H240V155L242 156L243 155V157H244V161L245 162H243L242 163V157L239 155V153H237ZM32 152V153H31ZM170 152V153H169ZM185 152L187 153L186 155H185ZM199 152H200V154H199ZM213 152V153H212ZM216 152V153H215ZM221 152H223V153H221ZM225 152V153H224ZM234 155V157H235V154L237 153L240 157L239 158H241V160L239 161V164L238 165H236V167H235V165H234V163H227V161H226V159L229 161V160H231V158L233 157L232 155V157L230 158V159H228V157H226V156H228V155H226L227 153L228 154H231V153ZM5 153V154H4ZM6 153H7V156H6ZM39 153V154H38ZM73 153V154H72ZM194 154L195 156H191L190 154ZM204 155H202V154ZM211 153V154H210ZM219 153H221V154H219ZM9 154V155H8ZM21 154V155H20ZM32 154V155H31ZM181 154H184V155H181ZM210 154V155H209ZM221 156V157H219V155ZM237 154H236V156H237ZM16 155V156H15ZM25 155V156H24ZM45 155V156H44ZM66 155H67V157H66ZM74 155V156H73ZM179 155H181V157H184L183 159V163H184V165H183V163H182V160H181V158H179L180 156ZM189 155L191 156V157H193V158H189L188 159V157H189ZM201 157H200V156ZM206 155H208V157L206 156ZM249 155L251 156H253V158L254 159H252V161H251V158L249 157ZM263 155V156H262ZM13 156V157H12ZM22 156V157H21ZM86 156H88V157H86ZM145 156V157H144ZM199 158H198V157ZM206 156V157H205ZM7 157V158H6ZM142 157V158H141ZM149 157V158H148ZM163 157V158H162ZM169 157V160H168V164H170V165H167L166 166V163L164 164V166H166V167H164V166H162L163 164V162H164V160L166 161V158H168ZM230 157V156H229ZM74 158V159H73ZM204 158V159H203ZM205 158H208L207 160L205 159ZM238 158V157H237ZM238 158V159H239ZM246 158H247V161H246ZM259 158V159H258ZM260 158H262L263 159V161H261L260 160ZM25 159V160H24ZM48 159V160H47ZM171 159V160H170ZM187 159H188V162H190V163H188L187 162ZM237 159V160H238ZM257 159V160H256ZM4 161V163H3V161ZM26 160H28V161H26ZM58 160V161H57ZM84 160V161H83ZM180 160H181V163H180ZM190 160H192V161H190ZM223 161V163L222 164H219L220 163V161ZM254 160H255V163H257L258 162V166L257 165H255V168L257 169V168H259L258 170L260 171V173H259V171L258 170H254V167L252 166L253 164H254ZM259 160V161H258ZM2 161V162H1ZM23 163H22V162ZM170 161V162H169ZM235 161H236V157H235ZM29 162V163H28ZM174 162V163H173ZM176 162V163H177ZM192 162V163H191ZM238 162V161H237ZM11 163V164H10ZM65 163H67V164H65ZM78 163V164H77ZM88 165H87V164ZM92 163V164H91ZM149 163V164H148ZM173 163V164H172ZM9 164V165H8ZM35 164V165H34ZM64 164V165H63ZM69 164H71V165H69ZM158 164H160V166H162V167H159V165ZM175 164V165H174ZM207 164V165H206ZM209 164V165H208ZM213 164V165H212ZM234 166H232V165ZM236 164V163H235ZM245 164H247V165H245ZM262 164V165H261ZM17 165V166H16ZM19 165V166H18ZM29 165V166H28ZM66 165V166H65ZM77 165H78V167H77ZM90 165V166H89ZM98 165V167H96ZM137 165V166H136ZM158 165V166H157ZM221 165V166H220ZM224 165H225V167H224ZM244 165V166H243ZM7 166V167H6ZM26 166V167H25ZM60 166V167H59ZM81 166H83V167H81ZM85 166V167H84ZM89 166V167H88ZM153 166V167H152ZM172 166V167H171ZM173 166H175L174 168H173ZM207 166V168H204V167H206ZM213 166V167H212ZM218 166H220V167H218ZM229 166H232L233 168H231L230 169V167ZM248 166V167H247ZM262 166V167H261ZM18 167V168H17ZM64 167V168H63ZM71 167V168H70ZM159 167V168H158ZM170 167L172 168V170L170 169ZM176 167H177V169H176ZM240 167V168H239ZM243 169H242V168ZM253 167V168H252ZM261 167V168H260ZM4 168V169H3ZM25 168V169H24ZM83 168V169H82ZM89 170H88V169ZM150 168V169H149ZM158 168V169H157ZM202 168V169H201ZM211 168H212V170L214 171H212L211 170ZM252 170H251V169ZM35 169V170H34ZM61 169V170H60ZM62 169H63V171H62ZM79 169V170H78ZM83 170V171H80V170ZM87 169V170H86ZM154 169H157V171L158 170H160V171H156V170H154ZM217 169H219V170H217ZM234 169V170H233ZM241 169V170H240ZM6 170V171H5ZM92 170V172H90ZM168 170H171L170 171V173H169V171ZM176 170V171H175ZM177 170H179V171H177ZM204 170V171H203ZM206 170V171H205ZM221 170V171H220ZM15 171V172H14ZM30 173H29V172ZM36 171V172H35ZM45 171V172H44ZM155 171V172H154ZM218 173H217V172ZM227 171H229V173H228V176L226 175L227 174ZM240 171L242 172H247L248 173V171H251V172H249L248 173V175L249 174H252V172L253 171H258L257 172V175H255V172H254V174L253 175H250V176H248L249 177V179H250V177H252L250 180L248 179V177H246V173H244V174H242V173H240ZM4 172V173H3ZM27 172V173H26ZM64 172H67V174L66 173H64ZM70 172V173H69ZM150 172H152L153 174H151L150 175ZM222 172H224V173H226L225 174V176H226V181H227V183L225 182V179H224V177L225 176H223L224 174H222ZM54 173H55V175H54ZM62 173H64L63 175H62ZM69 173V174H68ZM87 173L89 174V177H88V175H87ZM122 173V174H121ZM169 173V174H168ZM172 173V174H171ZM176 173V174H175ZM14 174V175H13ZM38 174V177L36 176ZM40 174V175H39ZM52 175V177H50L51 175ZM130 174V175H129ZM149 174V175H148ZM161 174V175H160ZM205 174V175H204ZM209 174V175H208ZM260 174V177H258V175ZM69 175H71V177L69 176ZM85 175H87V176H85ZM127 175V176H126ZM164 175V176H163ZM238 176L239 175V177L240 176H243V178L241 177V178H239V177H236V176ZM20 176V177H19ZM43 176H46V177H43ZM62 176V177H61ZM83 176H85L86 178H87V180H86V182L88 181V179H91V180H89V185H87L86 184V187H88V188H86V189H88V190H85V188L81 191V190H79V187H81V185H82V188L84 187L83 186V184L84 183H86V182H84V180L82 179V177ZM198 176H202V177H198ZM205 176V178H203ZM231 176V177H230ZM40 177H41V180H40ZM69 177H70V179H69ZM73 177V178H72ZM84 177V178H85ZM125 177H127V178H125ZM215 179H214V178ZM255 177V178H254ZM259 178H263V180L262 181H259L258 182V179ZM33 178H35V179H33ZM46 178V179H45ZM58 178V179H57ZM64 178H67V179H69V182L70 183H68L66 180V182L64 181ZM103 178H104V180H106V179H110L111 181L110 182H112V181H115V180H118V182L120 183V182H123L122 183V189L124 190L123 192V194L124 195H127V196H118L117 194H116V196L117 197H115V200H114V202H115V204H117V206H121L120 208H123V209H120L119 210V207H118V209L117 208H110L109 206V208H108V210H106L107 209V207H106V209H103L104 208V205L106 204V203H108V202H105L104 201V196L105 195H103V190H104V185L106 184L107 186L109 185V184H107L106 182H103ZM129 178H130V180H129ZM173 178H174V180H173ZM197 178V179H196ZM199 178H200V180H199ZM254 178V179H253ZM15 180V182H14V180ZM43 179V180H42ZM49 179V180H48ZM61 179V180H60ZM75 179V181L77 180V182L78 183H80L79 184V187H75V188H77L79 191H81V193H84V194H77V195H79L80 196V198H79V196H77L75 193L76 192H78V190L77 191H75V189H74V186H73V184H72V182H73V180ZM185 179H186V181H185ZM191 179H193V180H191ZM204 181H203V180ZM209 179H211V180H209L210 182H212V184L214 183V182H216V186H218L217 188H220V189H217V188H215V189H217V191L216 190H214V189H212V187H209V189H211V190H209L210 191V194H209V192H208V194L210 195V196H208V197H206V195H208L204 190H205V188H208V186H213L212 184L211 185H209V181L208 180ZM28 180H29V182H28ZM50 180H52V181H50ZM126 180V181H125ZM137 180V181H136ZM189 180L191 181V182H189ZM205 180H206V182L208 183V186H207V183L205 182ZM214 180V181H213ZM228 180H231V181H229L228 182ZM242 181V180H244L243 182H245L244 184H241L242 186L243 185H245L246 186V184L248 185L247 187L248 188H245V186H243V188H240L239 186H240V182L239 181ZM251 180H253L252 182H258L257 184L256 183H252L251 184V187L249 186L250 185V183H251ZM30 181H32V182H30ZM37 181V182H36ZM62 181V182H61ZM93 181V182H92ZM95 181V182H94ZM109 181V180H108ZM201 181V182H200ZM249 181H250V183H249ZM35 182V183H34ZM53 182V183H52ZM84 182V183H83ZM91 182L92 183H94V185H92L93 186V189H89V187L91 186ZM102 182V183H101ZM185 182H187V183H185ZM200 182V183H199ZM206 184H205V183ZM222 182H225V183H222ZM236 182V183H235ZM239 182V183H238ZM242 182V183H243ZM247 182V183H246ZM260 182L262 183V187L260 186ZM3 183V184H2ZM34 183V184H33ZM62 183V187H61V184ZM65 183H67V184H70L69 185V187L71 188V190H72V192H70L69 191V189L68 188H66V187H68V185H66ZM83 183V184H82ZM139 183V184H138ZM171 183V184H170ZM202 183V184H201ZM231 183V184H230ZM238 183V184H237ZM19 184H20V186H19ZM59 184V185H58ZM72 184V185H71ZM75 184H77L76 182H75ZM100 184H101V186H100ZM104 184V185H103ZM132 184H135V185H132ZM222 184V185H221ZM229 184V185H228ZM255 184V186H252V185H254ZM66 185V187H64V188H66V189H64L63 190V186H65ZM141 185V187L140 188H138L139 186ZM184 185V186H183ZM191 185V186H190ZM201 185H205L204 187H202ZM227 185V186H226ZM237 185H239V186H237ZM15 186V187H14ZM53 186V187H52ZM57 186V188L56 189H58V190H56L57 192H55V189H54V187H56ZM72 186V187H71ZM77 186V185H76ZM92 186L90 187V188H92ZM110 186V185H109ZM112 186V185H111ZM145 186V187H144ZM177 186V187H176ZM193 186V187H192ZM215 186V184H214V187H216ZM220 186V187H219ZM222 186V187H221ZM234 186V187H233ZM241 186V187H242ZM30 187V188H29ZM157 187V188H156ZM199 187H202V189L201 188H199ZM213 187V188H214ZM236 187V188H235ZM238 187L240 188V190L238 189ZM250 187V188H249ZM257 187V190L259 191V193L256 191V189L255 188ZM8 188H9V190H8ZM34 188V189H33ZM54 189V193L52 192L53 191V189ZM82 188H80V189H82ZM106 188V187H105ZM138 188V190H140V191H142V192H146L144 195H143V197H141L142 195L140 194L141 192H138V194H140V196H138L139 197V199L134 195V196H130V194L129 193H127V192H129L131 189H137ZM190 188V189H189ZM204 188V189H203ZM222 188H223V191H222ZM227 188V189H226ZM245 188V190H243ZM254 188V189H253ZM3 189V190H2ZM28 189V190H27ZM73 189H74V191H73ZM149 189V190H148ZM188 191H187V190ZM244 191V192H247L246 193V195H248V193H249V191H250V193H251V195H252V197H253V195L256 193L257 194V196H259V197H257V198H255L257 201L259 200V202H257L256 200V204H259V206L258 205H256L255 203L254 204H252L253 202L251 201V199L254 201V198H250L251 197V195H249L250 197H247L245 200H249L248 201V203L246 202V201H244V200H241V202H238V201H236V203H235V201H234V199L237 197L238 198V196H240L238 193H239V191H240V194H241V192H242V190ZM247 189H248V191H247ZM7 190L9 191V192H7ZM30 190V191H29ZM52 190V191H51ZM90 190H94L95 192H93L92 191V193L90 192ZM144 190V191H143ZM182 190V191H181ZM195 190V191H194ZM197 190V191H196ZM207 190V189H206ZM207 190V191H208ZM219 190V191H218ZM239 190V191H238ZM254 190V193L252 192V191ZM11 191V192H10ZM16 191V192H15ZM29 191V192H28ZM59 191V192H58ZM69 193H68V192ZM89 191V192H88ZM147 191H149V192H147ZM154 191H156V192H154ZM175 191V192H174ZM184 191V193H182ZM217 192L218 193V195H216L217 193H215V192ZM228 191H229V193H231L230 195V197L227 195V197H229L230 199L232 198V195H233V197L234 198H232L233 200L231 201L230 200V202H228L229 200H227V199H229V198H227L226 199V196L225 195H222L223 197H221L220 198V196H221V194H227L228 193ZM234 193H232V192ZM236 191H238V192H236ZM263 191V192H262ZM63 194H62V193ZM75 192V193H74ZM151 192V194H149ZM172 192H173V194H172ZM194 192H196V195H195V193ZM205 192V193H204ZM212 192V193H211ZM213 192L215 193L214 195L216 196H213ZM243 192V193H244ZM16 193V194H15ZM56 193H58V194H56ZM72 193H74V195H76V197L77 198H79L81 201H83L85 198H88V199H90V201L88 202V203H86V207L87 208H89L88 209V211H87V208H85L84 206H81V204H77L76 203V201L78 202L79 201V199L78 200H74L76 197H74V195L72 194ZM153 193H154V198H153ZM168 193V194H167ZM169 193H171V197H172V195H174V196H176V197H173V199L171 200L169 197ZM228 193V194H229ZM56 196H55V195ZM61 195V196H59V197H61V198H59L57 195ZM85 194H86V196H85ZM129 194V195H128ZM211 194H212V196H211ZM245 194V193H244ZM6 195H8V196H6ZM40 195V196H39ZM65 195H67V196H65ZM70 195V196H69ZM148 195H149V197H148ZM152 197H151V196ZM181 195H183V198H182V196ZM201 195H205V197L204 198H202V196ZM238 195V196H237ZM72 196H73V198H72ZM81 196H83L82 198H81ZM167 196V197H166ZM200 196V197H199ZM218 196V197H217ZM241 196H243L242 194H241ZM35 197V198H34ZM94 197V198H93ZM164 197V199H161V198H163ZM190 197V198H189ZM198 197V198H197ZM10 198V199H9ZM50 198V199H49ZM54 198V199H53ZM64 198V199H63ZM65 198H67V199H65ZM76 198V199H77ZM96 198V199H95ZM107 198H108V196H107ZM119 200H118V199ZM124 198V199H123ZM151 199L150 200V202L151 201H157V203H156V205L159 207V210L160 211H162V210H165L166 208H168L167 207V204H169L170 202H174V200L176 199V201H179V200H181V202L182 203H180V201H179V203H177V204H174V207H171V208H169L170 209V211L173 213V215L175 216V217H172V218H176V217H178L177 219H178V221L179 220H181V221H184V222H186V223H183V225H181V229L183 230H178V225L176 226V235L178 234V232H179V234L181 233V231L183 232V234H178L177 236H175L174 237V240H176L175 238H177V237H180L181 239H183V238H186V241H184L183 242V240L182 241H180V242H183V243H188L189 241L188 240H190L191 242H189L188 244L191 246V248H188V246L189 245H185V244H181L180 242H179V244H181V245H183V246H185V247H187V248H185V247H178V249L176 248V249H171V248H168V250H170V251H168L169 252V254L166 252V251H162V250H164V249H160V248H158L157 246H153V245H150L151 244V242H152V240H154V239H151V238H154V237H157V232L155 233L156 235H154V226L153 225H151V222H153V220L150 218L151 217V214L149 213V211L147 210V209H149L150 210V207H152V205H154L152 202L151 203H149L148 201H147V199ZM170 199L171 201H169V200H166V199ZM180 198V199H179ZM239 198H241L242 199V197H239ZM244 198H245V195H244ZM261 198V199H260ZM18 199V200H17ZM51 199H53V200H51ZM68 199H70V200H68ZM153 199V200H152ZM161 199V200H160ZM222 199V200H221ZM226 199V200H225ZM10 200V201H9ZM64 200H66V201H64ZM98 200L100 201L99 203L100 204H102V205H98L97 206V204H98ZM125 200V201H124ZM147 202H146V201ZM238 200V199H237ZM3 201H5V202H3ZM9 201V202H8ZM13 201V202H12ZM56 201H57V203H56ZM64 201V202H63ZM161 201H163L164 202V204L161 202ZM169 201V203H167V202ZM184 201V202H183ZM191 201V202H190ZM234 201V202H233ZM242 201H243V203H242ZM16 202V203H15ZM49 202V203H48ZM95 202V203H94ZM129 203H131V204H129V206H127ZM158 202H159V204H158ZM172 202V203H173ZM244 202H246V203H244ZM250 202H251V205H250ZM2 203V204H1ZM6 203V204H5ZM15 203V204H14ZM43 203H44V205H43ZM48 203V204H47ZM64 203V204H63ZM71 203V204H70ZM73 203V204H72ZM90 203V207H89V205H87V204H89ZM167 203V204H166ZM172 203L171 204H169V206H171L172 205ZM184 203H185V205H184ZM188 203V204H187ZM240 203L242 204L241 206H240ZM262 203V204H261ZM13 204V205H12ZM25 204V205H24ZM53 204H56V206H54ZM68 204V206L70 207H68V206H65V205H67ZM70 204V205H69ZM114 204V205H115ZM160 204H162V205H160ZM180 204H183V205H181L180 206ZM237 204L239 205V206H237ZM4 205V206H3ZM7 205V206H6ZM73 205H74V207H75V209H74V212L75 213H72V209H71V206L73 207ZM95 207H94V206ZM109 205V204H108ZM113 205V206H114ZM256 206V208H255V206ZM35 206V207H34ZM60 208H59V207ZM106 206V205H105ZM164 206V207H163ZM183 206H186V207H183ZM195 206V207H194ZM237 206V207H236ZM259 208H263V209H259ZM3 207V208H2ZM5 207H9V209L8 208H5ZM28 207V208H27ZM234 207V208H233ZM247 207L249 208V209H247ZM251 207V208H250ZM254 207V208H253ZM35 208V209H34ZM37 208H38V210H37ZM59 208V209H58ZM173 208V209H172ZM177 208V209H176ZM180 208H182L183 210H184V213L183 214H181V213H179V211L177 212V210L178 209H180ZM63 209V210H62ZM71 210V212H70V210ZM176 209V212H177V214H179L178 216H177V214L176 213H174L173 211ZM197 209V210H196ZM250 209H252L251 211H250ZM255 209V210H254ZM49 210V211H48ZM50 210H51V213H52V215H53V212L55 213L54 214V216H51V217H53V219H54V221H53V219L50 217L49 218V216L51 215V213H50ZM58 212H57V211ZM66 210V211H65ZM121 210H123V211H121ZM245 210H246V212L248 211L249 212V216H248V213H246L245 212ZM3 211L5 212L4 214H3ZM15 211V212H14ZM17 211V212H16ZM53 211V212H52ZM85 211H87V212H85ZM110 211L112 212L111 214H110ZM113 211H115V212H113ZM180 211H182L181 209H180ZM10 212H11V214H10ZM27 212H28V214H27ZM49 212V213H48ZM96 212L98 213L99 212V214L97 215L96 214ZM189 212V213H188ZM197 212V213H196ZM261 212V213H260ZM16 213L18 214L17 215V217H16ZM48 215H47V214ZM58 213H60L59 214V216H57L58 215ZM70 213H72V214H70ZM86 213H88V214H86ZM92 213V214H91ZM186 213H188V214H186ZM8 216H7V215ZM57 214V215H56ZM13 215H14V217H16L15 219H13L12 217H13ZM48 217V219L46 218V216ZM84 215V216H83ZM97 215V216H96ZM118 217H117V216ZM172 215V216H173ZM41 216V217H40ZM44 216V217H43ZM57 216V219H55L54 217H56ZM70 216V217H69ZM114 216V217H113ZM6 217H8L7 218V220L8 221H6ZM35 217V218H34ZM62 217H64V218H62ZM94 217V218H93ZM117 217V218H116ZM180 217H181V219H180ZM32 218V219H31ZM75 219V221L73 222V220L72 219ZM87 218V219H86ZM121 218V219H120ZM12 219V220H11ZM33 219H34V221H33ZM43 219H45V220H43ZM50 219H52V220H50ZM58 219H60L59 221H58ZM83 219V220H82ZM84 219H85V221H84ZM177 219H175V221L177 220ZM185 219H187V220H185ZM16 221V223H17V225L19 224V226H21V224H22V226L20 227L21 229L20 230H18L17 228H15V229H13L14 227H15V221ZM32 220V221H31ZM43 220V221H42ZM47 220V221H46ZM81 220V221H80ZM145 221L147 224H145V223H143L142 221ZM189 220V221H188ZM37 221V222H36ZM40 221V222H39ZM45 221V222H44ZM68 221V222H67ZM77 221V222H76ZM149 221H150V223H149ZM180 221V222H181ZM5 222H9V224L7 225ZM31 222V223H30ZM65 222V224H67L66 226L68 227V228H71V230L70 231H72V233L71 232H63V238H61L60 236V238L59 237H56V236H58V231L60 230V226L57 228V227H54V225L53 224H58V225H60V223H64ZM79 222V223H78ZM81 222V223H80ZM38 223V224H37ZM68 223H70V225L68 224ZM91 223V224H90ZM117 223V224H116ZM179 223V222H178ZM7 225V227H8V230L6 229V231H5V229H4V233L2 232L3 231V227L4 228H6V225ZM12 224L14 225V226H12ZM124 224H128L127 226L126 225H124ZM153 224V223H152ZM175 224H176V222H175ZM4 225V226H3ZM27 225V226H26ZM28 225H29V228H28ZM35 227H34V226ZM49 226V227H47V226ZM85 225V226H84ZM130 225V226H129ZM151 225V226H150ZM186 225V226H185ZM18 226V227H19ZM80 227V228H78L79 229V231L77 232V230H75L76 229V227ZM82 226H84V227H82ZM126 226V227H125ZM149 226V227H148ZM17 227V226H16ZM156 227V226H155ZM159 227V226H158ZM158 227H156V229L155 230H157V229H159ZM185 227V228H184ZM10 228V229H9ZM31 228H32V230H31ZM36 228V229H35ZM23 229V231H24V234L27 232V238H28V241H24V239L23 238H21V233H22V236H24L23 235V231L21 232V230ZM83 229V230H82ZM85 229H87V230H85ZM15 230H17V231H15ZM25 230H27V231H25ZM113 230V231H112ZM56 232V234H55V232ZM75 231V232H74ZM88 231V232H87ZM8 232H9V234H8ZM10 232L12 233V232H15L14 234H12V237H11V235H10ZM54 232V233H53ZM90 232V233H89ZM113 232V233H112ZM115 232V233H114ZM131 232V233H130ZM184 232L186 233V234H184ZM3 233V234H2ZM74 233H76L75 235H74ZM82 233V234H81ZM86 233V234H85ZM89 233V234H88ZM97 233H101L102 234V237H104L105 238V240H104V238L103 239H101V235H99V237H100V240H103V242H98V237L96 236V234ZM192 233V234H191ZM196 233V234H195ZM8 234V235H7ZM40 234V235H39ZM78 234H79V237H78ZM112 234V235H111ZM118 234V235H117ZM120 234V235H119ZM154 235V236H152V235ZM188 234H190L189 236H188ZM10 235V236H9ZM15 235V236H14ZM17 235H19V236H17ZM74 237H73V236ZM89 235V236H88ZM124 235V236H123ZM142 235V236H141ZM183 235H185V236H183ZM196 235V236H195ZM4 236V237H3ZM30 236V237H29ZM47 236V239H45L44 237H46ZM84 236V237H83ZM85 236H87V237H85ZM136 236H137V239H134V238H136ZM189 237V239L187 240V238ZM7 237H9V238H7ZM26 237V236H25ZM81 237V238H80ZM97 237V238H96ZM120 237H124V239L123 238H120ZM128 237H129V240L131 241H129L128 240ZM144 237V238H143ZM165 237L166 236H159V238H158V241L159 240H162L163 238V240H165ZM183 237V238H182ZM190 237H193L194 239H195V241H194V239L193 238H190ZM17 238V239H16ZM72 238V239H71ZM74 238V239H73ZM77 238H79V240H77ZM82 238H86V240L85 241H82L83 239ZM95 239V240H97V241H95V240H92V239ZM127 238V239H126ZM142 238H143V240H142ZM6 239H8V240H6ZM45 239V240H44ZM49 239V240H48ZM66 239H68V241H66ZM80 239H82V240H80ZM109 239H110V241H109ZM120 239V240H119ZM199 239V242L197 241ZM6 240V241H5ZM13 240H16V241H13ZM77 243H75L74 241ZM128 240V242L129 243H132V246H131V248H130V246H126L127 248H125V245L126 244H124L125 242H123V241H127ZM135 240H138V242H135ZM142 240V241H141ZM45 241V242H44ZM88 241H94L95 242V244L94 245H97V247H85L86 246V243L88 242ZM119 241H120V243H121V241L123 242V244H124V246H121V247H119L120 245L118 244L119 243ZM177 241H179V240H177ZM177 241H173L174 243H176ZM3 242V243H2ZM12 242L14 243V244H12ZM42 243V244H39V243ZM127 242V243H128ZM139 242H143V243H141V245L139 246L140 248H138V246H137V244L136 243H139ZM195 242V245L193 244ZM5 243V244H4ZM7 243V244H6ZM37 243V244H36ZM45 243V244H44ZM70 243V244H69ZM74 243L77 245H74ZM98 243V244H97ZM108 243V244H107ZM148 243V244H147ZM200 244L199 245V247H196V249H198L199 248V250H201V251H198V250H194V251H192L195 247L194 246H196V244ZM4 244V245H3ZM11 244V245H10ZM81 244V248H79V245ZM108 246H107V245ZM113 244V245H112ZM14 245V246H13ZM26 245V246H25ZM42 245V246H41ZM47 245H50V247H49V249L47 250V248H48V246ZM69 245V246H68ZM128 245V244H127ZM131 245V244H130ZM9 246H11V247H9ZM40 248H39V247ZM74 246H75V248H74ZM84 246V247H83ZM107 246V247H106ZM148 246L150 247V248H148ZM180 246V245H179ZM192 246L194 247L193 249H192ZM198 246V245H197ZM13 247H14V249H13ZM69 247V248H68ZM125 248V250H123V248ZM138 248V249H137ZM142 248H143V250H142ZM185 248V249H184ZM6 249V250H5ZM8 249V250H7ZM19 249H20V251H19ZM46 249V250H45ZM52 249V250H51ZM66 249H67V251H66ZM70 249V250H69ZM109 249H111V251L109 250ZM128 249H130V251H128ZM144 249H146L145 250V252L147 253V256H146V254L144 253ZM190 249V250H189ZM192 249V250H191ZM5 250V251H4ZM18 250V251H17ZM23 250V251H22ZM50 250H51V252H50ZM103 250V251H102ZM137 250H140V251H138V256H137ZM75 251V252H74ZM76 251H78L79 253H77ZM90 251H91V253H90ZM97 251V252H96ZM127 251V256L125 257V252ZM132 251V254L130 253ZM188 251H189V253H188ZM195 251H198V253L196 254L195 253ZM7 252V253H6ZM13 252L14 253H16V252H19V254L17 253V254H13ZM21 252V253H20ZM55 252V253H54ZM57 252V253H56ZM66 252V253H65ZM120 252V253H119ZM122 252H124V253H122ZM128 252H129V254H131V255H129L128 254ZM140 252V253H139ZM190 252H192V255H191V253ZM83 253V254H82ZM90 253V254H89ZM116 253V254H115ZM194 253V254H193ZM20 254H22V255H20ZM26 254V255H25ZM122 254V255H121ZM125 254V255H124ZM196 254V255H195ZM3 255V256H2ZM29 255V256H28ZM53 255V256H52ZM55 255V256H54ZM71 255V256H70ZM104 255L106 256L107 255V257H105L104 258ZM149 255V256H148ZM5 256V257H4ZM13 256V257H12ZM36 256V257H35ZM5 258V259H3V258ZM9 257H10V259H9ZM59 257H62V258H60L59 259ZM103 257V258H102ZM119 259H118V258ZM136 257H137V259H136ZM148 257V258H147ZM173 257H175V258H173ZM12 258V259H11ZM71 258V259H70ZM107 258V259H106ZM115 258H117V259H115ZM126 258V259H125ZM7 259V260H6ZM11 260V262L9 261V260ZM19 259H21V260H19ZM24 259V260H23ZM26 259H27V263H22V262H25L26 261ZM63 259H66V260H63ZM113 259V260H112ZM163 259V260H162ZM176 259V260H175ZM33 260V261H32ZM61 260V261H60ZM139 260V261H138ZM167 260V261H166ZM174 260V261H173ZM9 261V262H8ZM37 263H36V262ZM47 261V262H46ZM71 261V262H70ZM95 263H94V262ZM123 261V262H122ZM215 261V262H214ZM8 262V263H7ZM116 262V263H115ZM155 262V263H154ZM166 262V263H165ZM168 262V263H167ZM172 262V263H171ZM14 264H17V263H14Z\"/></svg>",
  "mask_w": 264,
  "mask_h": 264
},
{
  "label": "bare ground",
  "instance_id": "6f19581e",
  "mask_svg": "<svg viewBox=\"0 0 264 264\" xmlns=\"http://www.w3.org/2000/svg\"><path fill=\"white\" fill-rule=\"evenodd\" d=\"M78 1V0H77ZM80 1H82V0H80ZM80 1H78V3L80 2ZM91 1V2H90ZM94 2H95V4H93L94 2H92V0H88V2L90 3V4H88V6L87 5H85V0L84 1H82V6H83V4H84V6H85V8L84 9H82V8H79V9H77L76 7H78V6H76V0H0V25H2L3 23H5V22H7V23H10V27L8 28V30H2L1 32H4V33H1L0 32V71L2 70V71H4V70H6L7 71V75H4V76H1L0 77V82L2 83V85H3V82L2 81H4V80H7V79H9V80H11L12 82H14V85L11 87V88H9L7 91V93L6 92H4V93H1L0 92V113H2V114H6L7 112L10 114V109H9V107L10 106H13V105H19L20 106V109H19V111H18V114L19 115H22V116H24V118L25 117H30L31 115H32V110L34 109V108H38V106H41V105H44V104H46V107H47V104L49 105V110H51L52 108H54V110H55V114H56V117H61V116H64V115H67V114H71V113H73L74 111H79L78 113H80V109H79V106H81V105H83V104H86V103H93L95 106H96V108H97V112L98 111H101L102 109H103V107H105V105L108 103H113V101L112 102H108V98L105 96V93H104V88H106L108 85H109V88H110V90H111V87H110V85L111 86H113L112 84H109L110 82H108V80H110V81H114L115 82V80H114V76L115 75H112V78H108L107 77V70H108V68H107V64L108 63H106V61L107 60H110V56H117L116 55V52H115V50L114 49H116L117 47L114 45V44H112V42L114 41V40H116V38H117V36H120L121 37V33L119 34V35H112V37L111 38H113L112 40L113 41H111L110 42V44L111 45H113V47L111 48V45L110 44H108V46H107V48L110 46V48H111V51H113L114 50V52H115V54L113 55H110V52L111 51H106L107 53H109V59L107 58V59H105L106 61H97V59L95 58V56L99 53V50H100V48H98L97 46H98V44H97V46H96V43L95 42H92L91 40L93 39V37H97V36H101L102 35V33L104 34L103 35V38L101 37V39L103 40L104 38L106 39V43H107V37L109 36L110 37V35H111V33H113V32H111L113 29L111 28V27H109V28H107L108 27V25L105 27V24H107L110 20H108V22L105 20V22H104V20L103 19H105V17L104 16H100V15H105L106 16V14H103V13H105V12H107V11H109V13H110V11H112L113 12V8L114 7H112V6H114L115 4V1H114V5H112V3L110 2V3H108L109 2V0H108V2L107 1H105L106 2V4H107V6H110V10L108 9V7L106 6V8H104V10H103V8H101L100 9V7H102L103 6V4H104V0L102 1V0H97V1H100V3L98 4L97 2H96V0H93ZM111 1V0H110ZM117 1H120V0H117ZM125 1V0H124ZM131 1L132 0H129V3L128 4H126V7H127V5L129 6V4L131 3ZM152 1V0H151ZM158 1V0H157ZM157 1H153V2H156V3H158ZM180 1V2H179ZM184 1V0H183ZM195 1V0H194ZM204 1V0H203ZM219 1V0H218ZM228 1V0H227ZM234 1H237V0H233V2ZM247 1V0H246ZM250 1H252V0H249V2ZM264 1V0H263ZM102 2V3H101ZM113 2V1H112ZM123 2V1H122ZM184 2H186V4L185 5H189V4H191L189 1H184ZM188 2V3H187ZM231 2H232V0H231ZM238 2V1H237ZM248 1H247V3L248 4H250ZM253 2V1H252ZM251 2V3H252ZM117 3H121V2H117ZM127 3V2H126ZM142 3V2H141ZM145 4H146V2H144ZM156 3H154V4H156ZM160 3V2H159ZM159 3L158 4H156V6L161 10V12H159L158 11V15L160 16V13H161V15H163L165 12L167 13V15H169L170 16V18L171 19H178L179 18V16H180V14L183 12V14H181V15H188V21L190 20L191 22L193 21V20H195V19H193V16H192V14L194 13L195 14V12H197V4L195 3V6H196V8H195V6L194 7H191V9L192 10H194V12L193 13H190V14H188V13H186L185 11H187V10H185V9H187L188 8V6H187V8H185L184 9V5L182 6V0H178V1H171V0H162V3H160V5H159ZM176 3L178 4V5H176ZM208 3V2H207ZM211 3V2H210ZM223 3H226V2H223ZM240 3V2H239ZM86 4H87V1H86ZM93 4V5H92ZM98 4V5H97ZM101 4V5H100ZM110 4V5H109ZM133 4V3H132ZM144 4V5H145ZM218 4V3H217ZM231 4H236V3H231ZM253 5H252V7H254L255 5H257V3L256 2H254V3H252ZM117 5V4H116ZM136 4L134 3V6H135ZM141 5V4H140ZM144 5L142 6V7H144ZM152 5V3H150V6ZM220 5V4H219ZM238 5V4H237ZM242 5V3L240 4V6ZM244 5V4H243ZM258 5H260V4H258ZM93 6H95V7H93ZM96 6H100L99 8L98 7H96ZM156 6L154 7L153 6V8H155L154 9V11H156ZM182 6V9H184V10H182L180 7ZM210 6V5H209ZM235 6L236 5H234L233 7H234V9H235ZM245 6V5H244ZM124 7V5H122L121 4V6L119 7L118 6V8H116V6H115V10H116V14L115 15H112V12H111V16H110V18H112V20L111 21H113V20H116V19H119L118 20V22H120V20H122V19H120V18H122V17H124V10H122V8ZM139 7V6H138ZM137 7V8H138ZM186 7V6H185ZM222 7V6H221ZM239 7V6H238ZM245 7H249V6H245ZM245 7H244V11H245V13L246 14H248V15H245V17H246V19L248 18H250V15H253L254 13L256 14H259V12H260V9L257 11V9H256V11L257 12H255V11H253V13L251 14V12H248L247 13V11H250V10H247V8H246V10H245ZM256 7V6H255ZM260 7H262V8H264V3H263V5L261 6H259V8ZM88 8V9H87ZM97 9L98 8V10L96 11L95 9ZM120 8H121V10H120ZM130 8V7H129ZM129 8L127 7L126 9H128V11H129ZM134 7H132V11H129V12H131V13H133V11H134V9H133ZM147 8V7H146ZM215 8V7H214ZM103 10V12H101L100 10ZM105 9H107V11L105 10ZM117 9L118 10H120V12H122L121 14L122 15H120V12H119V14L117 13ZM125 9V8H124ZM139 9H141V8H138V10ZM145 9V8H144ZM147 9H149V8H147ZM198 9H199V7H198ZM234 9H233V11H234ZM240 9V8H239ZM241 9L243 10V7H241ZM248 9H250V7L248 8ZM151 10V9H150ZM149 10V11H150ZM206 10V9H205ZM251 10H253V9H251ZM93 11H95V12H97L98 13V15H97V17L98 16H100V19H102L103 21L102 22H98L97 21V18L96 17H94V19L95 20H93V17H92V12ZM182 11V12H181ZM188 11L190 12V10L188 9ZM199 11H201V9H199ZM198 11V12H199ZM217 11V10H216ZM115 12V11H114ZM142 13H144L143 11H141ZM146 12V11H145ZM148 12V11H147ZM157 12V11H156ZM156 12H155V14H156ZM164 12V13H163ZM197 12V14L199 15V13ZM212 12V11H211ZM220 12H222V17L224 16L225 18L227 17V15L225 16V15H223V13L224 14H227V11L225 10V9H223V11H222V8H221V10H220ZM235 12V11H234ZM109 13L107 12V19H109ZM126 13L128 14V12H127V10H126ZM135 13H137L138 14V11L136 10V12ZM154 13V12H153ZM166 13H165V16H166ZM186 13V14H185ZM201 13H203L202 15H207L205 12H203V10L200 12V15H201ZM217 13H219V11H217ZM237 13V12H236ZM250 13V14H249ZM264 13V9H262L261 10V12H260V14H263ZM149 14H150V16H151V13L149 12ZM149 14H148V16H149ZM193 14V15H194ZM228 14H230V16H233V14L231 15V13H229L228 12ZM256 14V16H258ZM95 14H94V12H93V16H94ZM118 15H119V17H118ZM133 15L134 16H136L137 17V15H135L134 13H133ZM142 15H144V14H142ZM187 15H186V20H187ZM204 15V17H206ZM264 15V14H263ZM96 16V15H95ZM113 16H114V18H113ZM117 16V17H116ZM121 16V17H120ZM128 16V18H125V21L127 20V23L129 24V22L128 21H130L129 19H133L134 17L132 16L131 17V14H130V17H129V14L127 15ZM126 16V17H127ZM147 16V18L146 19H144L143 20V17L141 18V17H137L138 19H137V23H141V19H142V24H140L139 23V26H138V24L135 26L136 28H137V30H135L134 29V31L136 32H134V34L137 36V38L140 36L141 37V39H145V40H147L146 42H150V40H151V43H152V46H153V49H155V50H158L157 48H159L160 49V51L161 50H165V53H163L161 56H163V55H170V57H169V60L170 59H175L176 57H177V54L176 55H174V56H176V57H174V58H172L171 57V54L169 53V52H172V48L173 47H175V46H173V45H175V44H172L174 41H175V37H174V35H176V36H180V38H181V40H182V37L185 35L184 33H183V29H179L180 27V25L182 24V20H183V18L181 19V21L179 22V19L178 20H176L175 22H170V23H172L171 24V26H168V25H170L169 23H164L165 21H163V24H165L166 26H164L163 24H160V23H158L157 24V21L155 22L154 21V15H153V19H149V17ZM156 16V15H155ZM159 16H157V17H159ZM191 16H192V19H191ZM195 17L197 16L196 14L194 15ZM213 16V15H212ZM229 16V17H230ZM247 16H249V17H247ZM256 16H255V18H256ZM261 16V15H260ZM92 17V18H91ZM115 17H116V19H115ZM194 17V18H195ZM204 17L202 18V19H204ZM208 17V16H207ZM214 17L215 16H213V18L211 17L210 19H211V21H212V23L214 22L212 19H214ZM245 17H243L244 19H245ZM99 18V17H98ZM161 18H163V16H161ZM160 18V19H161ZM167 18H168V16H167ZM234 18V17H233ZM239 18V17H238ZM260 18V17H259ZM262 19H263V16L261 17ZM90 19L91 20H93L92 22H94V21H96V23H93V24H96V28L97 27H99V25H100V27L102 28L103 26L102 25H104V29H101L100 27V30H97L100 34L99 35H97L96 34V30H92L91 31V29H92V26H91V24H90ZM99 19V21H101ZM124 19V18H123ZM139 19H140V21H139ZM148 19H149V21H148ZM156 19H159V18H156ZM164 19H165V17H164ZM163 19V20H164ZM196 19H198V16L196 17ZM216 19V18H215ZM214 19V20H215ZM222 19V18H221ZM220 19V20H221ZM229 18H227V20H228ZM236 19V20H235ZM241 19H242V16H241ZM245 19V20H246ZM200 19H198V20H195V21H193V22H195V23H193V25H191L189 22V24L192 26V27H190V26H188V27H190V29L192 28L193 29V31H194V28L193 27H195V25L196 24H199L200 23V21H199ZM209 20V19H208ZM231 20V19H230ZM229 20V21H230ZM234 20L236 21H234L233 23H234V25L232 26V25H230V23H231V21L227 24V23H225V21L224 20H222V21H220V24H221V22H223L222 23V26L224 25L225 26V28H224V30L225 29H227L228 27H230V28H233V29H235V24H240V22L239 23H237V17L236 18H234ZM249 20H252V18H250ZM253 20H255L254 18H253ZM110 21V22H111ZM139 21V22H138ZM199 21V22H198ZM217 21V20H216ZM233 21V20H232ZM259 20L257 19V22H258ZM104 22V23H103ZM107 22V23H106ZM114 22V21H113ZM112 22V23H113ZM117 22V23H118ZM122 22V21H121ZM121 22L120 23H118V25L119 24H121ZM124 22V21H123ZM210 22V21H209ZM244 22V21H243ZM260 22V21H259ZM99 23H101V24H99ZM111 23V24H112ZM131 23H133V24H135L136 23V21H132ZM131 23H130V25H129V27H133L134 25H131ZM187 23V25H189ZM216 23H218V21L216 22ZM251 23H252V21H251ZM92 24V25H93ZM124 24V23H123ZM127 24V25H128ZM143 24H144V27H143ZM204 24V23H203ZM203 24H200V25H202L203 26ZM219 24V23H218ZM217 24V25H218ZM232 24V23H231ZM253 24H256V22L254 21L253 23H252V25ZM122 25V24H121ZM120 25V27H119V29H121V27L123 26H121ZM125 25H126V22H125ZM126 25V26H127ZM200 25H198V26H200ZM213 25H215V23L213 24ZM246 25V24H245ZM259 25H260V23H259ZM258 25V23H257V25L256 26H259ZM264 24H262V27H264L263 26ZM7 26V25H6ZM142 26V27H141ZM201 26V27H202ZM206 26V25H205ZM205 26H203L204 28H206ZM243 26H244V24H243ZM216 26H212V27H210V28H215ZM227 27V28H226ZM237 27V26H236ZM247 27V26H246ZM249 27V26H248ZM254 27H255V25H254ZM260 27V26H259ZM258 27V28H259ZM91 28V29H90ZM115 28H117V24H116V27ZM145 28V29H144ZM220 28H223V27H220ZM251 28V27H250ZM253 28V27H252ZM258 28H256L255 27V29L253 30V31H255L256 29V31H258ZM261 28V27H260ZM259 28V29H260ZM1 29V28H0ZM95 29V28H94ZM98 29V28H97ZM107 31H106V30ZM191 29V30H192ZM199 29L200 28H198V30H197V32L199 31ZM202 29V28H201ZM219 29V28H218ZM236 29H240V28H236ZM241 29H242V26H241ZM246 29V28H245ZM102 30H104L103 32H102ZM196 30V29H195ZM204 30V29H203ZM209 29H207V31H208ZM212 29H210L209 31H211ZM215 30V29H214ZM220 30H222L223 31V29H220ZM246 30H248V29H246ZM260 30H262V31H264L263 29H260ZM94 31V32H93ZM116 29H115V34H116ZM131 31H132V29H131ZM176 31V32H175ZM177 31H179V32H177ZM213 31V30H212ZM238 32H240L239 30H237ZM106 34H108V35H106L105 36V33ZM127 31H125V33H126ZM202 32V31H201ZM199 32L200 33V35H202V36H205L206 37V35L208 36V37H211V39H213L212 38V35L210 34V33H208V34H202V33H206V32ZM224 32H226V31H224ZM230 33H232L233 32V34L235 33V35L238 33V32H235L234 30H232V32L231 31H229ZM244 32V31H243ZM247 32V31H246ZM259 32H261V31H259ZM117 33H118V31H117ZM122 33H124V30H122ZM124 33V34H125ZM190 33V32H189ZM199 33H197V34H199ZM255 33V32H254ZM34 34H37L38 36H39V38L41 39V41H40V43H37L35 40H34ZM130 34H133V33H130ZM193 34V33H192ZM191 34V35H192ZM214 34V33H213ZM221 34V33H220ZM225 34V33H224ZM223 34V35H224ZM227 34H228V36L230 37V35H229V33H228V31H227ZM227 34H225V35H227ZM240 34V33H239ZM245 34V33H244ZM257 34H259V33H257ZM96 35V36H95ZM135 35H131V36H127V37H129V38H127V37H125V36H123V34H122V36L123 37H125V38H127V42L125 41H123V38H121V40H122V50H124L123 48H124V44L123 43H125V45H128L129 44V42L132 40V38H133V40H134V36ZM139 35V36H138ZM181 35H182V37H181ZM211 35V36H210ZM217 35V34H216ZM235 35H233V36H235ZM238 35V34H237ZM243 35V34H242ZM247 35H248V33H247ZM246 35V36H247ZM37 36V37H38ZM186 36V35H185ZM196 36V35H195ZM221 36V35H220ZM220 36H219V38H220ZM227 36V37H228ZM231 36H232V34H231ZM259 36H260V34H259ZM108 37V38H109ZM114 37H116V38H114ZM132 37V38H131ZM144 37V38H143ZM174 37V38H173ZM189 37V36H188ZM187 37V38H188ZM228 37V38H229ZM237 37V36H236ZM235 37V38H236ZM238 37H239V35H238ZM243 37V36H242ZM254 37V36H253ZM255 37H256V35H255ZM262 37V36H261ZM264 37V36H263ZM119 38V37H118ZM117 38V39H118ZM168 38L169 39H174V40H172L171 42V45H169V46H171L170 48H171V50H170V48H169V46H167V44H170L169 42V40H168ZM179 37H176V43L178 42V40L180 39ZM198 38H199V36H198ZM198 38H197V40H198ZM215 38H217V37H215ZM214 38V40H212V42L213 41H215L216 39ZM91 39V40H90ZM95 39V38H94ZM94 39H93V41H94ZM99 39V38H98ZM101 39L99 40V43H100V41H101ZM104 39V40H105ZM130 39V40H129ZM139 39V38H138ZM140 39V40H141ZM192 39H195V38H192ZM204 39H206V38H204ZM223 39V38H222ZM231 39H233V38H231ZM245 39H247V38H245ZM89 40V41H88ZM128 40H129V42H128ZM149 40V41H148ZM158 40H161V41H163V42H161L160 43V41L158 42L159 44H156L157 43V41ZM169 41V42H167V44H165L164 42L165 41ZM181 40H179L180 41V43H181ZM193 41V43L192 44H190V47L189 48H187L186 47V45L188 44V42H189V40L187 41L186 39H185V42L187 43H185L184 42V48L186 49H190V51H192L193 50V44H194V42H198V41ZM224 40V39H223ZM238 40V42H240L239 41V39H237ZM236 40V41H237ZM87 41V43L88 44H90L89 46H93V45H91V44H93V43H95V46H96V48H91V47H87V46H85V48H83V43H85ZM90 41L92 42V43H90ZM98 40H96V42H97ZM135 41H137L136 39H135ZM135 41H131L130 42V45H131V47H129V45H128V47H126L125 46V48H127L126 49V51L124 52L123 51V56L125 57L126 55V53L128 52V50H129V52L131 51V49L133 48V45L132 44H135ZM209 41V40H208ZM220 41V40H219ZM230 41V40H229ZM245 41V40H244ZM255 41V40H254ZM261 41L263 42L264 41V39L262 38L261 39ZM103 42V41H102ZM105 42H103L102 43V45H104V47H105ZM138 42V41H137ZM141 42H142V40H141ZM144 42V41H143ZM204 43V45H205V43H207V41L206 40H204L203 41ZM210 42V41H209ZM208 42V43H209ZM215 42H217V41H215ZM232 43H233V41H231ZM258 42V41H257ZM153 43H155L154 45H153ZM175 43V42H174ZM180 43H178L177 44V49H175L174 51L177 53V52H181V51H178V49L180 48L179 46H182L183 47V44L182 45H180ZM218 43V42H217ZM228 43V42H227ZM235 43V42H234ZM241 43V42H240ZM250 43H251V41H250ZM139 44V43H138ZM143 44V43H142ZM141 44V45H142ZM196 44H198V43H196ZM196 44H194V45H196ZM220 44V43H219ZM221 44H223V42L221 43ZM226 44V43H225ZM231 44V43H230ZM242 44V43H241ZM243 44H245V43H243ZM263 44H264V42H263ZM86 45V44H85ZM119 45H120V43H119ZM145 45V47H144V49H142V50H140V48L141 47H137V46H135V47H137V48H135L134 50L135 51H138V52H142V54H143V56H144V54H145V56L146 55H149V54H151V53H147L148 51V47L146 46L147 44H144ZM151 45V44H150ZM157 45H159V47H157ZM204 45H203V49H204V51L207 49H205L204 48ZM209 45H211V44H208V46ZM212 45H214V44H212ZM217 44H215V46H216ZM224 45V44H223ZM232 45V44H231ZM236 45V44H235ZM248 45V44H247ZM257 45V44H256ZM47 46H49V50L47 49ZM116 48H115V47ZM140 46V45H139ZM173 46V47H172ZM188 46V45H187ZM192 46V47H191ZM197 46H199V45H196V47ZM222 46V45H221ZM229 46L230 45H228V47L225 45V53L228 55L229 54V59H231L232 60V56H231V53H233L232 51H231V53H229ZM249 46H250V44H249ZM249 46H248V48H249ZM252 46H253V44H252ZM252 46H250V48H249V50H251V47ZM255 46V45H254ZM253 46V47H254ZM179 47V48H178ZM207 47V46H206ZM210 48L211 47H213V49L215 48L214 46H209ZM219 46H217L216 48H218ZM224 47V46H223ZM223 47L220 49V51L219 52H221V50L223 49ZM231 47V46H230ZM233 47V46H232ZM252 47V49H254ZM89 48V49H88ZM110 48H109V50H110ZM114 48V49H113ZM119 48V47H118ZM131 48V49H130ZM139 48V50H136V49H138ZM191 48H192V50H191ZM200 48H202V46L201 47H199V48H197V50H199ZM215 48V50H219V49H216ZM220 48V47H219ZM106 49V48H105ZM120 49V48H119ZM145 49H146V51H145ZM168 49V50H167ZM203 49H202V53L204 52L203 51ZM232 49V48H231ZM260 49V48H259ZM258 49V50H259ZM121 50V49H120ZM122 50H121V52H122ZM133 50V51H134ZM145 51V53H143L144 51ZM179 50H181V49H179ZM207 50H209V49H207ZM214 50V51H215ZM228 50V51H227ZM233 50L235 51L234 53H239L240 51H238V48H235V47H233ZM257 50V49H256ZM257 50V51H258ZM102 51V50H101ZM133 51H132V53H130L129 54V52H128V55L125 57V58H123V59H126V61L125 60H123L122 61V65H121V67L124 65V67H125V64H126V71L125 72H127V74L125 73V75L123 74V72H122V70L123 69H121L120 70V67L118 68H116V66H114L113 65V63L116 61V63H117V61L122 57V55H120V57L119 58H117L118 60H116V58L114 57V59H112L111 60V62H113L110 66H111V69H112V67L114 66L115 67V69H117V70H120L121 71V73L123 74V75H121V77L120 78H123L124 80H122V79H120L119 78V80H118V83L119 82H121L120 80H122L123 82L121 83L123 86H128V84H126L127 83V80H129L130 79V74L131 75H133L132 74V72L130 73V71H136L138 68H139V70L138 71H140V67H142L143 65L145 66H143L142 68H148L149 69V67H152V66H154V65H152V61H153V59H152V61H151V58H153L154 56H152V55H149V56H152V57H150V60L148 59V58H146V59H148V61L145 63V64H148V67H146V65L144 64V63H142L143 61L141 60V55H137L136 53H138V52H135V53H133ZM160 51H157L158 53L157 54H159L160 55ZM183 51V50H182ZM209 51H211V50H209ZM223 51V50H222ZM238 51V52H237ZM253 51H255V49L253 50ZM252 51V52H253ZM105 53V51H102V52H100V53H102L101 54V56L102 55H105L104 53ZM118 52V51H117ZM140 52V53H141ZM164 52V51H163ZM168 52V53H167ZM188 51L186 50V52L185 53H187ZM207 52V51H206ZM211 52H213V51H211ZM228 52V53H227ZM243 52V51H242ZM242 52H240V53H242ZM261 52H264V49H262L261 48ZM106 53V54H107ZM174 53V52H173ZM199 53V52H198ZM197 53V54H198ZM201 53V55L200 54H198L197 55V58H199V61H200V57L202 56V60H204V57H203V54ZM233 53V54H234ZM245 53V52H244ZM248 53V52H247ZM119 54V53H118ZM135 54L138 56V58H140V59H138L137 58V56H136V58L135 57H133V55L135 56ZM139 54V53H138ZM156 54V53H155ZM154 54V55H155ZM156 54V57H159V55H157ZM175 54V53H174ZM190 54V53H189ZM193 54V53H192ZM215 54H219L218 52H215ZM236 54H234V55H236ZM255 54H256V51H255ZM258 55H259V53H257ZM257 54L255 55V56H252V53L250 54L249 53V55H245V54H241L240 56L238 55V57H241L242 55H244V58L246 59V57L247 58H251V57H253L254 59H256V62L258 61V57H257ZM264 54V53H263ZM132 55V56H131ZM182 54H179L178 56H181ZM195 55H196V53H195ZM211 55H213V54H211ZM221 55H225L223 52H222V54H219V57L221 56ZM227 55H225L224 56V58L227 56ZM100 56V57H101ZM132 58H131V57ZM141 56V57H140ZM187 56V55H186ZM200 56V57H199ZM208 56V55H207ZM210 56V55H209ZM107 57V56H106ZM112 57V58H113ZM155 57V58H156ZM184 57H185V55H184ZM189 57H190V55H189ZM192 57H195V56H192ZM192 57H190V60H191V58ZM213 56H210V57H207V58H209V59H207L206 57V62H208V64L207 65H209L210 67H211V62L210 61H207V60H211V61H213V58H212ZM218 56H217V58H219ZM243 57V56H242ZM257 57V58H256ZM128 58H129V60H130V62H129V60H128ZM144 58V59H145ZM160 58V62H161V64H159V61H157V62H154V64H156L155 66H157V67H153L154 68V70L156 71V69L159 67V66H161V67H159V68H161V69H163L164 71V73L158 78L157 76H158V72L159 71H161V69L160 70H158V74H156L155 75V73H153V76H155V78L157 77L159 80L160 79H162V82L164 83V82H169V83H171V85H173V86H171V85H169V83L167 82L166 83V85H165V83L163 84L162 82H161V80H160V83H162L165 87L167 86H169L170 87V89L172 88V90H173V87H175L174 86V84H176V86L177 85H179L180 86V84H178V83H180V81H181V90L180 91H186V89L185 88H191L190 87V85H191V81L189 82V85H187L188 84V82H186L185 81V83H182L183 81V79H185L186 78V76H185V78H184V76H183V79H181L182 77H181V75H179L178 74V76H177V78H176V80L175 79H172V78H170V79H168L167 77H165V79H166V81H163V75H165V73L167 74V76H169L170 74L169 73H167V66L165 65V64H167V61H165V59L167 58L168 59V56H166V57H164L163 56V58H164V60H163V58H162V60L163 61H161V57H159ZM159 58H156L157 60L159 59ZM180 58V57H179ZM185 58H187V57H185ZM223 58V59H224ZM250 58H249V60H246V63H245V61H244V65H247V68L248 67H250L249 68V70L248 71H251V72H248L249 74H251L252 75V77L254 76L255 77V79L257 78V76H258V78L260 77V75L262 76L263 75V80H264V64H263V66H261L262 64L261 63H259V62H257L258 63V65H259V68H257V66H255V65H257V63H255V60H254V62H252L251 60H250ZM94 59H96V61L94 60ZM133 59V61L134 62H132L131 60ZM137 59L138 60H140V61H137ZM142 59H143V57H142ZM143 59V60H144ZM156 59H155V61H156ZM177 59V58H176ZM196 60V57L195 58H193L192 60ZM226 59H227V57H226ZM244 59V60H245ZM128 60V61H127ZM180 60H182V58L180 59ZM201 60V63L203 62ZM220 60H221V58H220ZM231 60H226V61H228L229 62V64H230V61ZM243 60V59H242ZM260 60V62H263L264 61V59H262L263 61H261V59H259ZM137 61V62H136ZM142 61V62H141ZM171 61H173V60H171ZM170 61V62H171ZM176 62H178L179 60L177 59V60H175ZM248 61V62H247ZM119 63H121L120 61H118ZM128 62L129 63H131L132 64V66H129L128 65ZM138 62H140L141 64H143V65H141L140 63L138 64ZM150 62V63H149ZM165 62V63H164ZM169 62V61H168ZM181 62V61H180ZM180 62H178L177 64L175 63V62H173V63H175V65H177L178 66V64H179V66L181 65V63ZM184 62H187V61H184ZM232 62V61H231ZM116 64V65H120V64ZM135 63V64H134ZM200 63V64H201ZM204 63V65H205V61L203 62ZM202 63V64H203ZM210 63V64H209ZM218 63V62H217ZM217 63H215V66L217 65V67H218V64ZM223 63H225L224 61H223ZM222 63V65H226V64H228V63H226V64H223ZM250 65H249V64ZM252 63H255L254 64V66H252ZM138 65V67H137V65ZM166 66H164V65ZM168 64H170V63H168ZM232 64H233V62H232ZM261 64V65H260ZM113 65V66H112ZM135 65V66H134ZM141 65V66H140ZM149 65H151V66H149ZM171 65H173L172 63L168 66V69H169V67L171 66ZM249 65V66H248ZM129 66V67H128ZM164 66V67H163ZM182 66H184V67H180V70L182 71V69L181 68H183L185 71H187L186 70V67H187V65L184 63ZM197 70H199L200 69V66L197 64ZM208 66V68H210ZM213 66H214V64L212 63V67H211V69H209L210 71H212V68H213ZM113 67V68H114ZM123 67V68H124ZM131 67V68H130ZM133 67H136V70H134L133 69ZM174 67V66H173ZM203 67V66H202ZM201 67V68H202ZM205 68H206V65L204 66ZM203 67V68H204ZM216 67V68H217ZM229 67H232V65L230 66L229 65ZM158 68V69H159ZM164 68H166V70L164 69ZM222 68V67H221ZM225 68H226V66H225ZM233 68H235V67H233ZM130 69V70H129ZM131 69H133V70H131ZM147 69V70H148ZM152 69V68H151ZM172 69V68H171ZM175 69V68H174ZM173 69V70H174ZM179 69V67H177V69L176 70H178ZM231 69V68H230ZM230 69H228V71L229 72H233V71H230ZM145 70V69H144ZM144 70H142V73L144 72ZM154 70L152 69L151 70V72L153 71L154 72ZM173 70H170V71H173ZM175 70V71H176ZM183 70V71H184ZM214 70H215V67H214ZM218 69H216L215 70V72L217 71ZM222 70V72L224 73L225 72V70H224V68H222L221 69ZM224 70V71H223ZM233 70V69H232ZM236 70V69H235ZM114 71V70H113ZM129 71V72H128ZM149 71V70H148ZM148 71H145L143 74H149L148 73ZM169 71V72H170ZM175 71H174V73H175ZM201 71V70H200ZM205 71H206V69H205ZM208 71V70H207ZM119 72V71H118ZM137 72V71H136ZM150 72V73H151ZM209 72V71H208ZM215 72L213 73V74H215ZM222 72L220 71V73H218V75H222ZM236 72V71H235ZM112 73V72H111ZM115 73V72H114ZM134 74H135V72H133ZM171 73V72H170ZM176 73H179V72H176ZM183 73V72H182ZM200 73V72H199ZM207 73V72H206ZM206 73H204V74H206ZM211 73V72H210ZM209 73V74H210ZM238 73V72H237ZM115 74H117V73H115ZM142 74V76L143 77H145V76H149V75H143ZM172 74V73H171ZM181 74V73H180ZM188 73H186V75H187ZM204 74H202L203 75V77H207V75H205L204 76ZM213 74H210V76L211 75H213ZM217 74V73H216ZM214 75L215 76V78H217L218 77V75ZM225 74V73H224ZM223 74V75H224ZM236 74V73H235ZM120 75V74H119ZM119 75H117L118 77H119ZM136 75H138V77L140 76L141 77V73H139L138 72V74H136ZM135 75V76H136ZM173 75V74H172ZM175 76H176V74H174ZM225 75H227L228 76V72H226V74ZM240 75V76H239ZM238 76H236V78L238 77V79H239V77H241V74H239ZM251 75H248V76H250L249 77V80H251L252 81V83L251 84H253L254 85V77L251 79ZM134 76V75H133ZM189 76V75H188ZM213 76V77H214ZM227 76H226V78H223V76H222V78L224 79L223 80V82L222 81H219V82H221V83H225V82H227V81H231L230 79H231V77L233 78V77H235L234 75H232L230 78H229V76H228V80H226L227 79ZM118 77H117V79H118ZM137 77V76H136ZM136 77H131V79L133 78V80H132V83H133V81L135 80V78ZM136 78L137 80H135V81H137V84L138 83H141V84H138L137 86H136V91L134 90H131V89H133L134 88V86H133V88H132V83H130V89L129 90H131L132 92H130V94L131 93H134L133 95L134 96H132V98H134V100H138L139 99V101H141V99H142V97L144 96H142V94H145V93H147V92H149V91H146V87H145V89L143 88V90H142V92H145V93H141V96L142 97H139L140 96V91H138V90H140L141 89V87H140V85L142 86V85H145V86H147L145 83H143L142 84V82H141V78ZM143 77H142V81L143 82H151V80H153V79H150V80H148L146 77V79L145 80H143ZM169 77H173V76H169ZM181 77V78H180ZM205 77V78H206ZM221 77V76H220ZM225 77V76H224ZM129 78V79H128ZM150 78H151V76H150ZM154 78V79H155ZM156 78V79H157ZM175 78V77H174ZM179 78V80H177ZM190 78H191V76H190ZM202 78V77H201ZM209 78V77H208ZM212 78V77H211ZM222 78H219L220 80L222 79ZM257 78V79H258ZM261 78V77H260ZM125 79H127V80H125ZM130 79V80H131ZM218 79V78H217ZM217 79H215V80H217ZM218 79V80H219ZM129 80V81H130ZM176 82H178V83H176ZM190 80V79H189ZM206 80H210V79H207L206 78ZM206 80H204V81H206ZM158 81V80H157ZM171 81V82H170ZM173 81V82H172ZM193 81V80H192ZM225 81V82H224ZM233 81H236L234 78H233ZM232 81V82H233ZM241 81V80H240ZM244 81V80H243ZM261 81V80H260ZM259 81V82H260ZM125 82V83H124ZM156 82V81H155ZM208 82H211L212 83V80H210V81H208ZM216 82H218V81H216ZM232 82H229L230 83V87H232L231 85L233 84ZM242 82V81H241ZM263 82V86H264V81H262ZM113 83V82H112ZM153 83V82H152ZM151 83V84H152ZM174 83V84H173ZM205 83H206V85H207V82H204V83H202L201 82V84H202V86L201 87H203V85H205ZM211 83H208V84H210L211 85ZM214 83H215V81H214ZM235 83V82H234ZM249 83H250V81H249ZM114 84V83H113ZM120 83L118 84V85H121ZM151 84L149 83V86H151ZM158 84V83H157ZM156 83H155V85H157ZM162 84H159V85H162ZM168 84V85H167ZM183 84H186V85H184L183 86ZM227 85H228V83H226ZM226 84H223V85H225V87L224 88H228L227 86H226ZM236 84V83H235ZM233 85V86H236V85ZM260 85H258V80H257V84L255 83V85L254 86H256V87H259L260 88V86H262L261 84L262 83H259ZM135 85V84H134ZM154 85V83L152 84V86H155ZM158 85V86H159ZM219 85H221V84H219ZM219 85L217 86V83H216V85H213L215 88H214V90H216V91H214L213 90V88L212 89H209V88H206L207 90L209 89V91L208 92H210V90H213L212 91V93H214V94H212V96H211V98H216V97H218V98H216V99H214V101L212 102V100H210L211 101V103H210V106H211V109H212V113L214 114V110H216V108L214 109L213 107H212V103H215V101L217 100V99H219L220 101H221V103H220V101H218L219 102V104L221 105V104H223V106H224V103H225V108L223 107H221L222 109H226V105H227V103H229V105L232 103H234L236 100H237V97H238V101L237 102H239V96H238V92H236V90H237V88L235 87V91H234V89H232L231 88V90H233L234 92V94L235 95H237V97L235 98L234 97V95L231 93V96H233V98L231 97V96H228L229 97V99L227 98L226 99V97H227V95L226 94H230V93H227L228 92V89H230V87L226 90L225 89V91L223 92L220 88H222L223 86L221 85L220 87H219ZM4 86V85H3ZM3 86H2V88H3ZM158 86H156L154 89H153V91L154 90H156V88L158 87ZM192 87H193V89H200V88H197V86L196 85H193V83H192V85H191ZM195 86H196V88H195ZM213 86H210V88L211 87H213ZM9 87V86H8ZM140 88V89H138V88ZM165 87H162V86H160V87H158V90H159V88H164V90H163V93L165 92ZM166 87V88H167ZM178 87V86H177ZM175 88V89H178L179 90V88ZM185 87V88H184ZM219 87V88H218ZM121 87L119 86L118 87V89H120ZM149 88V87H148ZM184 88V89H183ZM217 88V89H216ZM234 88V87H233ZM263 88V87H262ZM261 88V89H262ZM1 89V88H0ZM92 89H94V91H92ZM117 89V90H118ZM124 89H126L125 87H124ZM123 89V93L121 94V95H119V96H117V97H115V98H113L114 96V94L112 93V91H110L113 95H112V98L113 99H115L116 101H120V99H118V97H120V98H123L124 96H128L127 95V90H124ZM161 89H160V94H163L162 93V91H161ZM169 89V88H168ZM167 89V90H168ZM174 89V90H175ZM183 89V90H182ZM192 89V88H191ZM191 89H189V91L191 92L192 90ZM253 89V88H252ZM261 89H259L258 91H260ZM150 90V89H149ZM205 90V89H204ZM206 90V91H207ZM219 90V91H218ZM224 90V89H223ZM239 90V89H238ZM264 89H262L261 90V92L263 91ZM153 91L151 90L150 91V93H151V95H153L152 93H153ZM157 91V90H156ZM169 91V92H168ZM168 91H166L168 94H166V96L168 95V96H170V93L172 94V92L170 91V90H168ZM180 91H178L179 93H180ZM188 91V92H189ZM196 91V93H195V95L197 94H199L200 92H199V90L197 91V90H194V92ZM204 92L203 91V95H204V93H205V95H206V93H208V92ZM253 91H254V89H253ZM157 92H159V91H157ZM187 92V91H186ZM187 92V93H188ZM193 92V91H192ZM191 92V93H192ZM197 92H199V93H197ZM220 92L222 93V95L220 94ZM226 92V93H225ZM236 92V93H235ZM256 92H257V89H256ZM260 92V93H261ZM5 93H6V95H5ZM108 93V92H107ZM106 93V94H107ZM216 93H218L219 95L217 96L216 95ZM254 93V92H253ZM258 94H260L259 92H257ZM129 94V93H128ZM149 94V93H148ZM148 94H146V96L148 95ZM154 94L156 95V93L154 92ZM165 94H163V95H165ZM175 94V93H174ZM181 94V93H180ZM192 94H194V93H192ZM201 94V93H200ZM199 94V95H200ZM241 95L240 96H243L242 95V93H240ZM257 94V95H258ZM262 94L264 95V91L262 92ZM132 95V94H131ZM131 95H129V96H131ZM155 95H153V96H155ZM163 95H162V97H163ZM178 95V94H177ZM196 95V96H197ZM213 95H214V97H213ZM226 95V96H225ZM127 97L128 99L129 98H131V97ZM149 96V95H148ZM148 96L147 97H145V100H146V98H148ZM150 97V99H148V103H149V105L151 104V103H153L154 104V106L153 105H151V106H153L152 108H151V110H150V113H151V115L152 116H154V118H156L157 120H159L158 122L157 121H155V119H154V121L155 122H157V123H159V124H157L156 126H159V128H156L155 127V131H153V130H151V131H153V133H152V135L154 134H156V135H164L165 133H168V134H170V136H171V134L175 137V138H178V140L179 141H181L179 138H180V136L179 135H181V137H182V135H185V136H183L182 138H187L188 136L190 137V136H193L192 138H194V139H197V138H201L200 136L202 135V139L204 138L205 139V136H206V134H208L207 136H208V139H207V141L206 140H201V141H205V142H207V143H210V141H211V135H209V133H211V131H212V128L210 127V123H211V119H214V122L215 123H217V124H219V125H214V127L213 128H215L217 131H214V135L217 137H221L223 140L225 139V138H227V139H225L224 141L222 140H220L219 141V138L217 137V138H215V136L214 135H212V136H214V138L215 139H217V140H215L214 141V143L216 142V144H214L213 143V145H215V149H214V147H212L211 146V150L213 151V150H215L216 152H218L219 150H220V147L222 146H224L225 145V148H226V145H228V143H230L231 141H232V139H234V138H236L235 136H237V138L236 139H234L233 141L235 142L236 140L239 142V144H236L237 143V141H236V143H235V145H240V143H242L243 142V140L242 141H240V138L239 137H242V131L244 130L245 131V126H247L248 127V129L247 130H249V124L251 125V128H252V130H256V129H253V127H254V125L256 124H254V118H256V113L253 115V117L254 118H252L251 117V119H253V120H250L252 123H250V121L248 120V123H246L247 122V119H240L241 121L243 120V122L241 123V124H239V118H240V116L242 117V115H241V113L243 112L241 109H243L244 108V106H242V102H244L245 101V99H244V101H242L243 99V97H241L240 98V103L239 104H241V107H240V105H237V107L239 108L240 107V111H242L241 113H237V114H234L235 116H233L232 114H231V117H233L234 118V120L236 119V121H234V123L236 124H233V121H231V122H229V120H230V118H221L220 120H218V117H217V115H215L216 117H217V119H216V117H212V116H210L209 117V115H202V113L203 112H205L204 111V109H206L205 107H207V109L210 107L209 106V104L207 105H205V104H201L199 101L201 100V95L199 96V98H200V100H199V98L196 100L197 102H199L200 104H201V108H200V112H199V116L198 117H196L195 116V111H193V110H191V107H194L193 109L194 110H196V106L198 105V103L197 102H195L193 105H189V104H192L191 103V101H186V102H190V103H188V104H186V103H184V104H178L180 101H179V99L178 98H174L173 100H171L170 102H168L167 104H165V105H161V103H159L161 100V96H160V98L158 97H156L157 98V102L155 101V102H151V101H153L154 99H155V97ZM157 96V95H156ZM167 96V97H168ZM172 96H174L173 94H172ZM172 96H170V97H172ZM176 96V95H175ZM210 96V95H209ZM219 96H221L222 98H220ZM167 97H164V99H167ZM254 97V96H253ZM257 96L255 95V98H256ZM111 98V99H112ZM125 99L123 100V103L122 104H124V102L126 101V97H124ZM141 98V99H140ZM187 98V97H186ZM191 98V97H190ZM210 98V97H209ZM208 97H206V99H209ZM231 98H232V100H231ZM259 98L260 99H262L261 97H260V95H259ZM264 98V97H263ZM118 99V100H117ZM128 99H127V102H128ZM189 99V98H188ZM205 99V98H204ZM203 99V100H204ZM225 99V100H224ZM256 99H258V97L256 98ZM110 100V99H109ZM145 100H143V101H145ZM187 100V99H186ZM190 100V99H189ZM202 100V101H203ZM233 100H235V101H233ZM259 100V99H258ZM264 100V99H263ZM262 100V101H263ZM135 101V102H136ZM136 102V106H139L138 104H140V102ZM147 101V100H146ZM159 101V102H158ZM193 101H195V100H193ZM209 100H208V102H210ZM225 101V102H224ZM231 101H233V102H231ZM122 101H120V103H121ZM127 102H125L126 103V105L125 106H123V108L125 107V109L127 108ZM130 102H133V100L132 101H130ZM129 102V103H130ZM237 102H236V104H237ZM257 102V101H256ZM264 102V101H263ZM118 104H119V102H117ZM116 102H115V106H117L118 104H117ZM147 103V102H146ZM202 103H204V102H202ZM205 103H206V101H205ZM247 104L246 105H248L249 103L248 102H246ZM107 104V105H108ZM117 104V105H116ZM121 104V105H122ZM143 104H144V102H143ZM157 104V105H156ZM235 104V103H234ZM111 105V104H110ZM110 105H108V109L111 111L112 109L109 107ZM114 105H112L111 107H113ZM129 105H131V103L129 104ZM155 105H156V107H155ZM161 105V106H160ZM214 105V104H213ZM253 105V106H252ZM256 105V104H255ZM120 106V105H119ZM135 106V103H133V105H132V107L133 108H135L134 107ZM144 108H149V106L147 107V106H145V104L144 105H142ZM142 106H140V107H142ZM202 106H204V107H202ZM219 106V105H218ZM217 105H216V107H218ZM249 107H251L252 106V108L253 107H255L254 106V104H249L248 105ZM129 107V106H128ZM197 107H199V106H197ZM230 107H231V105H230ZM246 107V106H245ZM37 108H36V110H37ZM40 108V107H39ZM92 108V107H91ZM118 108H120L121 109V107H117V108H115V109H117V112L118 111H120V109L118 110ZM132 108V109H133ZM139 108V107H138ZM138 108H135L136 110H138ZM143 108V109H144ZM220 108V109H221ZM131 109V110H132ZM140 109V108H139ZM143 109H141V111L143 110ZM191 110V113L193 114H190V112H189V114L191 115V116H186L185 115V113H186V111L188 112V110ZM198 109V108H197ZM206 109V113H207V110ZM214 109V110H213ZM231 109V108H230ZM229 108H228V110H230ZM247 109H248V107H247ZM246 109V110H247ZM250 109V108H249ZM90 110V109H89ZM94 110V109H93ZM127 110H128V108H127ZM130 110V111H131ZM136 110H132V117L131 118H133V119H135L136 120V118H137V120H138V118L139 117H133V111H134V113H136ZM170 110H173V111H170ZM201 110H202V112H201ZM228 110H226V111H228ZM233 110V109H232ZM245 110V109H244ZM254 110V109H253ZM43 111H44V109H43ZM96 111V110H95ZM94 111V112H95ZM116 111V110H115ZM140 111V110H139ZM141 111H140V113H141ZM234 111V110H233ZM239 111V112H240ZM250 111V110H249ZM248 111V112H249ZM251 111H252V109H251ZM250 111V112H251ZM259 111H261V110H259ZM259 111H257V112H259ZM112 112H114V110L112 111ZM138 112V111H137ZM143 112V111H142ZM209 112V111H208ZM217 112V111H216ZM253 112V111H252ZM256 112V111H255ZM49 113V112H48ZM67 113V114H66ZM96 113V112H95ZM102 113V112H101ZM108 113H111V112H109L108 111ZM116 113V112H115ZM125 114H126V112H124ZM144 113V112H143ZM142 113V114H143ZM228 113H229V111H228ZM260 113V112H259ZM105 114V113H104ZM112 114V113H111ZM111 114L109 115V116H111ZM141 114V115H142ZM187 114V113H186ZM217 114V113H216ZM247 115L245 116V115H243L244 117H249V116H251L250 114L251 113H246ZM14 115V114H13ZM44 115V114H43ZM75 115V114H74ZM124 115V114H123ZM138 115H140V114H138ZM144 116H147V115H145V113L143 114ZM239 115V116H238ZM126 116V115H125ZM135 116H137L136 114H135ZM193 116H195V117H193ZM20 117V116H19ZM89 117H91V116H89ZM98 117V116H97ZM117 117H118V115H117ZM119 117H121V116H119ZM263 117H264V114H263ZM92 118H94V117H92ZM91 118V119H92ZM110 119L112 118V117H109ZM143 118V117H142ZM142 118H139V120L140 119H142ZM62 119V118H61ZM104 119V118H103ZM114 119V118H113ZM116 119H118V118H116ZM115 119V120H116ZM144 119H148L149 120V116H148V118H144ZM180 119H183L182 120V122H179V120ZM222 119H224L223 121H222ZM227 119H228V121H227ZM4 120V119H3ZM8 120V119H7ZM6 120V121H7ZM97 120V119H96ZM95 120V121H96ZM119 121L121 120L120 118L118 119ZM134 120V121H135ZM138 120V121H139ZM148 120H146V121H148ZM232 120V119H231ZM244 120H246V121H244ZM36 121V120H35ZM93 121V120H92ZM94 121V122H95ZM108 121V120H107ZM119 121H118V123H119ZM122 121V120H121ZM120 121V122H121ZM137 121V122H138ZM142 121V120H141ZM164 122V121H172V123L169 125V128L167 129V128H165L163 125H161L160 123H162V122ZM217 121H220V122H217ZM8 122H10V121H8ZM33 122V121H32ZM103 122H105V121H103ZM111 122V121H110ZM115 122V121H114ZM125 121H123V123H124ZM224 122H226L228 125H223V123ZM21 123V122H20ZM70 123V122H69ZM112 123V122H111ZM122 122H121V124H123ZM213 123V122H212ZM214 123V124H215ZM244 123L246 124L245 126H243L244 125ZM15 124V123H14ZM92 124V123H91ZM142 126H144V123H140ZM163 124V123H162ZM229 124H230V126H229ZM235 125L236 126V128L233 126V125ZM253 124V125H252ZM259 125L261 124V123H258ZM255 125V127L257 126V127H260L261 126V128H263L262 127V125ZM93 125V124H92ZM125 125H126V122H125ZM128 125H130V124H128ZM140 125V126H141ZM152 125V124H151ZM223 125V126H222ZM238 125H240L239 127H241V129L239 130L238 129ZM32 126V125H31ZM36 126V125H35ZM88 126V125H87ZM139 126V127H140ZM161 126V127H160ZM216 126V127H215ZM228 126V127H227ZM231 126H233L234 128H235V135H232L231 133L233 132H231L230 131V129L231 130H233V128L231 127ZM264 126V125H263ZM77 127V126H76ZM82 128H83V126H81ZM102 127V126H101ZM105 127V126H104ZM122 127V126H121ZM120 127V128H121ZM126 127H129V126H126ZM162 127H163V129H162ZM217 127H219V128H221L222 129V127H224L225 128V130H223L222 129V131L221 132H218V129H217ZM227 127V128H226ZM243 127H245L244 129H243ZM19 128V127H18ZM17 128V129H18ZM31 128V127H30ZM108 128V127H107ZM131 128H132V126H131ZM141 128V127H140ZM151 128V127H150ZM230 128V129H229ZM261 128H257L258 130L259 129H261ZM0 129H1V127H0ZM6 129V128H5ZM83 129H85V128H83ZM114 129V128H113ZM144 129V128H143ZM220 129V130H221ZM236 129H238V132H239V134L236 132ZM11 130V129H10ZM16 130V129H15ZM117 130V129H116ZM127 130V129H126ZM126 130H124V131H126ZM130 129H128V131H129ZM165 130H167V131H165ZM219 130V131H220ZM264 130V129H263ZM62 131V130H61ZM60 131V132H61ZM115 131V130H114ZM200 131H201V133H200ZM231 133H230V132ZM241 131V132H240ZM5 132V131H4ZM69 132V131H68ZM78 132H82V131H78ZM105 132V131H104ZM107 133H109L108 131H106ZM118 132V131H117ZM120 132V131H119ZM118 132V133H119ZM138 132H140V130L138 131ZM137 132V133H138ZM219 133L220 134V136H219V134L217 135V133ZM224 132V133H223ZM225 132L226 133H229V135L230 136H232V138L230 139L229 137H226L227 135L225 134ZM249 132V131H248ZM262 132H264V131H262ZM17 133V132H16ZM37 133V132H36ZM111 133V132H110ZM148 133V132H147ZM204 133V134H203ZM223 133V134H222ZM241 133V134H240ZM246 135H245V134ZM243 134H244V136L246 137L245 139V141H246V143L247 142H249L248 141V139L250 140V138H252L253 139V135H250V136H252V137H248L249 136V134L247 135V133L246 132H244ZM65 134L66 133H64V136H65ZM101 134V133H100ZM106 134V133H105ZM123 134V133H122ZM142 134H143V132H142ZM148 134H151V133H148ZM168 134H166L165 136L167 137L168 136ZM197 135V137H194V136H196ZM201 134V135H200ZM68 135V134H67ZM103 135H104V133H103ZM102 135V136H103ZM120 135V134H119ZM118 135V136H119ZM188 135V136H187ZM200 135V136H199ZM204 135V136H203ZM223 135H226L225 137L223 136ZM241 135V136H240ZM259 135H261V137H258V140H259V138H260V140H261V142L262 143H260V140H259V143H260V145H262V144H264V139L262 140L261 138H264L262 135H264L263 133H260ZM258 135V136H259ZM17 136V138H18V135H16ZM15 136V137H16ZM35 136H36V134H35ZM78 136V135H77ZM179 136V137H178ZM211 138H210V137ZM233 136H234V138H233ZM61 137V136H60ZM256 137V140H257V135L255 136ZM9 138V137H8ZM44 138V137H43ZM54 138V137H53ZM77 138V137H76ZM156 138V137H155ZM171 138V137H170ZM191 138V137H190ZM191 138V139H192ZM220 138V139H221ZM1 139V138H0ZM11 139V138H10ZM66 139V138H65ZM143 139V138H142ZM191 139H190V141H191ZM18 140V139H17ZM32 140V139H31ZM112 140V139H111ZM118 140H120V139H118ZM187 140H189V139H186V141ZM193 140V139H192ZM198 140V139H197ZM194 141L195 143L194 144H197V143H199L198 145H201L200 144V139H199V142L198 141ZM209 140V141H208ZM230 140V141H229ZM255 140V141H256ZM258 140H257V143H258ZM4 141V140H3ZM8 141V140H7ZM41 141V140H40ZM58 141V140H57ZM143 141V140H142ZM161 141V140H160ZM185 141V140H184ZM185 141V142H186ZM190 141H187V142H189L190 144H191V142ZM245 141H244V143H245ZM253 141V140H252ZM252 141H250L251 142V145H252V148H253V146H254V144L253 143H256L255 141H253V143H252ZM9 142V141H8ZM17 142V141H16ZM36 142V141H35ZM50 142V141H49ZM72 142V141H71ZM167 142V141H166ZM176 142H178L177 140H176ZM182 142H183V140H182ZM234 142H231V144H229V145H234V144H232V143H234ZM249 142V143H250ZM11 143V142H10ZM27 143V142H26ZM105 143V142H104ZM126 143V142H125ZM130 143V142H129ZM135 143V142H134ZM138 143V142H137ZM154 143V142H153ZM164 143V142H163ZM184 143V142H183ZM222 144V145H219V144ZM245 143V144H246ZM256 143V144H257ZM44 144V143H43ZM62 144V143H61ZM142 144V143H141ZM147 144V143H146ZM158 144V143H157ZM174 144V143H173ZM205 144L206 143H204V146H205ZM248 144V143H247ZM246 144V145H247ZM16 145V144H15ZM14 145V146H15ZM78 145H79V143H78ZM111 145V144H110ZM130 145V144H129ZM154 145V144H153ZM183 145V144H182ZM187 145V144H186ZM209 145V144H208ZM211 145V144H210ZM245 145V146H246ZM258 145V144H257ZM2 146V145H1ZM11 146V145H10ZM82 146V145H81ZM119 146V145H118ZM165 146V145H164ZM174 146V145H173ZM180 146H181V142H180V145L178 146V148H177V150L176 151H178L179 150V148H180ZM262 146H264V145H262ZM51 147V146H50ZM88 147V146H87ZM133 147V146H132ZM136 147H138V146H136ZM140 147V146H139ZM163 147V146H162ZM161 147V148H162ZM183 147V146H182ZM181 147V148H182ZM191 147V146H190ZM193 147V146H192ZM206 147V146H205ZM208 147V146H207ZM228 147V146H227ZM236 147V146H235ZM237 147H239V146H237ZM256 147H258V151L260 152V148H259V146H256ZM38 148V147H37ZM42 148H43V146H42ZM69 148V147H68ZM82 148V147H81ZM152 148H154V147H152ZM160 148V147H159ZM165 148V147H164ZM195 148V147H194ZM219 148V149H218ZM224 147H223V149H221L222 151H224V150H226ZM264 148V147H263ZM171 149H172V147H171ZM205 149V148H204ZM208 149V148H207ZM242 149V150H241ZM239 151H240V153L243 151V154H247L248 155V153H247V151H246V149H247V146H246V148L244 149V146H243V148H241ZM256 149V148H255ZM36 150V149H35ZM41 150V149H40ZM143 150V149H142ZM147 150V149H146ZM180 150H182V149H180ZM194 150H197V148L196 149H194ZM37 151V150H36ZM81 151V150H80ZM121 151V150H120ZM176 151L175 152H173L172 154H170V155H172V156H174L172 159V161H174L175 159L174 158H178V153L176 154V156L175 155H173V154H175L176 153ZM187 151H190V149H188ZM227 151V150H226ZM225 151V152H226ZM239 151H237V153H239ZM4 152H6V151H4ZM38 152V151H37ZM41 152V151H40ZM66 152H67V150H66ZM125 152V151H124ZM180 152V151H179ZM182 152V151H181ZM215 152V153H216ZM224 152V153H225ZM229 152V151H228ZM261 152H263L262 154L264 155V151H262L261 150ZM32 153V152H31ZM42 153V152H41ZM170 153V152H169ZM213 153V152H212ZM221 153H223V152H221ZM221 153H219V154H221ZM231 153V152H230ZM236 153V154H237ZM240 153H239V155H240ZM5 154V153H4ZM39 154V153H38ZM73 154V153H72ZM187 153L185 152V155H186ZM196 154H198V151H197V153ZM199 154H200V152H199ZM202 154V153H201ZM211 154V153H210ZM209 154V155H210ZM218 154V155H219ZM236 154H235V157H236V161H235V157H234V155L231 153V154H226V155H228V156H226V157H228V159H230L232 156V158H231V160H227L226 159V161H227V163L229 162H231V163H234V165H235V167H236V165H238L239 164V161L241 160V158H239L240 156L237 154V156H236ZM9 155V154H8ZM21 155V154H20ZM32 155V154H31ZM181 155H184V154H181ZM181 155H179L180 157L179 158H181V160H182V163H183V158L185 157H181ZM191 156L193 155V156H195L193 153L192 154H190ZM189 155V157H188V159L191 157ZM203 155V154H202ZM232 155V156H231ZM262 155V156H263ZM6 156H7V153H6ZM16 156V155H15ZM25 156V155H24ZM45 156V155H44ZM74 156V155H73ZM200 156V155H199ZM204 156V155H203ZM207 157H208V155H206ZM205 156V157H206ZM230 156V157H229ZM13 157V156H12ZM22 157V156H21ZM66 157H67V155H66ZM86 157H88V156H86ZM145 157V156H144ZM198 157V156H197ZM201 157V156H200ZM219 157H221L220 155H219ZM239 159H238V158ZM243 159V161H242V163L243 162H245L244 160V157H243V155L241 156ZM249 157L251 158V161H252V159H254L253 158V156L251 155H249ZM7 158V157H6ZM142 158V157H141ZM149 158V157H148ZM163 158V157H162ZM191 158H193V157H191ZM199 158V157H198ZM209 158V157H208ZM208 158H205L206 160L208 159ZM74 159V158H73ZM188 159H187V162H188ZM204 159V158H203ZM238 159V160H237ZM259 159V158H258ZM25 160V159H24ZM48 160V159H47ZM168 160H169V157L168 158H166V161L164 160V162L162 163L163 165L162 166H164V164L166 163V166L167 165H170V164H168ZM171 160V159H170ZM181 160H180V163H181ZM257 160V159H256ZM260 160L261 161H263V159L262 158H260ZM3 161V160H2ZM1 161V162H2ZM26 161H28V160H26ZM58 161V160H57ZM84 161V160H83ZM190 161H192V160H190ZM238 161V162H237ZM246 161H247V158H246ZM259 161V160H258ZM22 162V161H21ZM170 162V161H169ZM177 161L175 160V164H177L178 165V163H179V161L176 163ZM223 163V161L221 160L220 161V163L219 164H222ZM253 162V161H252ZM264 162V161H263ZM3 163H4V161H3ZM23 163V162H22ZM29 163V162H28ZM174 163V162H173ZM172 163V164H173ZM188 163H190V162H188ZM192 163V162H191ZM228 163V164H229ZM236 163V164H235ZM5 164V163H4ZM11 164V163H10ZM65 164H67V163H65ZM78 164V163H77ZM87 164V163H86ZM92 164V163H91ZM149 164V163H148ZM174 164V165H175ZM258 164V162L257 163H255V160H254V164L252 165L253 167H254V170H258L259 168H255V165H257ZM1 165V164H0ZM9 165V164H8ZM35 165V164H34ZM64 165V164H63ZM69 165H71V164H69ZM88 165V164H87ZM159 165V167H162V166H160V164H158ZM157 165V166H158ZM183 165H184V163H183ZM207 165V164H206ZM209 165V164H208ZM213 165V164H212ZM230 165V164H229ZM232 165V164H231ZM245 165H247V164H245ZM259 165V164H258ZM257 165V166H258ZM262 165V164H261ZM2 166V165H1ZM17 166V165H16ZM19 166V165H18ZM29 166V165H28ZM66 166V165H65ZM90 166V165H89ZM88 166V167H89ZM137 166V165H136ZM166 166H164V167H166ZM221 166V165H220ZM220 166H218V167H220ZM233 166V165H232ZM232 166H229L230 167V169L231 168H233ZM244 166V165H243ZM264 166V165H263ZM7 167V166H6ZM26 167V166H25ZM60 167V166H59ZM77 167H78V165H77ZM81 167H83V166H81ZM85 167V166H84ZM96 167H98V165L96 166ZM153 167V166H152ZM158 167V168H159ZM172 167V166H171ZM170 167V169L172 170V168ZM175 166H173V168H174ZM213 167V166H212ZM224 167H225V165H224ZM248 167V166H247ZM252 167V168H253ZM259 167V166H258ZM262 167V166H261ZM260 167V168H261ZM18 168V167H17ZM64 168V167H63ZM71 168V167H70ZM157 168V169H158ZM204 168H207V166L206 167H204ZM221 168V167H220ZM240 168V167H239ZM242 168V167H241ZM4 169V168H3ZM25 169V168H24ZM83 169V168H82ZM80 170V171H83V170ZM88 169V168H87ZM86 169V170H87ZM150 169V168H149ZM157 169H154V170H156L157 171ZM176 169H177V167H176ZM202 169V168H201ZM243 169V168H242ZM251 169V168H250ZM35 170V169H34ZM61 170V169H60ZM79 170V169H78ZM89 170V169H88ZM171 170H168L169 171V173H170V171ZM211 170H212V168H211ZM217 170H219V169H217ZM232 170V169H231ZM234 170V169H233ZM241 170V169H240ZM252 170V169H251ZM260 170V169H259ZM258 170V171H259ZM263 170H264V167H263ZM6 171V170H5ZM62 171H63V169H62ZM158 171H160V170H158ZM157 171V172H158ZM176 171V170H175ZM177 171H179V170H177ZM204 171V170H203ZM206 171V170H205ZM213 171V170H212ZM221 171V170H220ZM258 171H253L252 172V174H249L248 175V173L249 172H251V171H248V173L247 172H241L240 171V173H242V174H244V173H246L245 175H246V177H248V176H250V175H253L254 174V172H255V175H257V172ZM15 172V171H14ZM29 172V171H28ZM36 172V171H35ZM45 172V171H44ZM90 172H92V170L90 171ZM155 172V171H154ZM172 172V171H171ZM214 172V171H213ZM217 172V171H216ZM4 173V172H3ZM27 173V172H26ZM30 173V172H29ZM64 173H66L67 174V172H64ZM64 173H62V175L64 174ZM70 173V172H69ZM68 173V174H69ZM168 173V174H169ZM218 173V172H217ZM228 173H229V171H227V174L226 173H224V172H222V174H224L223 176H225V174L228 176ZM259 173H260V171H259ZM122 174V173H121ZM151 174H153L152 172H150V175ZM172 174V173H171ZM176 174V173H175ZM230 174V173H229ZM261 174V173H260ZM260 174L258 175V177H260ZM14 175V174H13ZM40 175V174H39ZM51 175V174H50ZM54 175H55V173H54ZM87 175H88V177H89V174L87 173ZM87 175H85V176H87ZM130 175V174H129ZM149 175V174H148ZM161 175V174H160ZM205 175V174H204ZM209 175V174H208ZM248 175V176H247ZM264 175V174H263ZM37 177H38V174L36 175ZM64 176V175H63ZM70 177H71V175H69ZM85 176H83L82 177V179L84 180V182H86V180H87V178L85 177ZM127 176V175H126ZM164 176V175H163ZM236 176V175H235ZM20 177V176H19ZM43 177H46V176H43ZM50 177H52V175L50 176ZM62 177V176H61ZM70 177H69V179H70ZM85 177V178H84ZM198 177H202V176H198ZM231 177V176H230ZM236 177H239V175L238 176H236ZM243 178V176H240L239 178ZM253 177V176H252ZM252 177H250V179L252 178ZM1 178V177H0ZM73 178V177H72ZM125 178H127V177H125ZM203 178H205V176L203 177ZM214 178V177H213ZM255 178V177H254ZM253 178V179H254ZM257 178V177H256ZM264 178V177H263ZM263 178L261 179V178H257L258 179V182L259 181H262L263 180ZM33 179H35V178H33ZM46 179V178H45ZM58 179V178H57ZM69 179H67V178H64V181L66 180H68L67 182L68 183H70L69 182ZM197 179V178H196ZM215 179V178H214ZM224 179H225V182L227 183V181H226V176L224 177ZM248 179H249V177H248ZM249 179V180H250ZM14 180V179H13ZM40 180H41V177H40ZM43 180V179H42ZM49 180V179H48ZM61 180V179H60ZM89 180H91V179H88V181L86 182V183H82L83 184V188H82V185L80 184V183H78L77 182V180L75 181V179L73 180V182H72V184H73V186H74V189H75V191H77L78 189L77 188H75V187H79V184L81 185V187H79V190H83L84 188H85V190H88V189H86V188H88V187H86V184L87 185H89L90 183H89ZM109 180V181H108ZM129 180H130V178H129ZM173 180H174V178H173ZM191 180H193V179H191ZM199 180H200V178H199ZM203 180V179H202ZM208 180V179H207ZM209 180H211V179H209ZM208 180V181H209ZM50 181H52V180H50ZM65 181V182H66ZM111 180L108 178V179H106V180H104V178H103V182H106L107 184H109L108 186L105 184H103L104 185V190H103V195H105L104 196V201L105 202H108V203H106L105 205H104V208L103 209H106V207H107V209L106 210H108V208L110 207L111 209L112 208H114L115 206V208H117L118 209V207H119V210L120 209H123V208H120L121 206H117V204H115V202H114V200H115V197H117L116 196V194L118 195V196H127V195H124L123 193V189H122V183L123 182H118V180H115V181H112V182H110ZM126 181V180H125ZM137 181V180H136ZM185 181H186V179H185ZM204 181V180H203ZM214 181V180H213ZM229 181H231V180H228V182ZM239 181V180H238ZM244 180H242V181H239L240 182V186L239 185H237V186H239L240 188H243V186H245V185H241V184H244L245 182H243ZM253 180H251V183H250V181H249V183H250V187H251V184L252 183H258L257 181L256 182H252ZM264 181V180H263ZM14 182H15V180H14ZM28 182H29V180H28ZM30 182H32V181H30ZM37 182V181H36ZM62 182V181H61ZM75 182L77 183V184H75ZM93 182V181H92ZM91 182V186L92 185H94V183H92ZM95 182V181H94ZM189 182H191L190 180H189ZM201 182V181H200ZM199 182V183H200ZM205 182H206V180H205ZM204 182V183H205ZM210 182V181H209ZM225 182H222V183H225ZM232 182V181H231ZM238 182V183H239ZM243 182V183H242ZM35 183V182H34ZM33 183V184H34ZM53 183V182H52ZM102 183V182H101ZM185 183H187V182H185ZM207 183V182H206ZM205 183V184H206ZM236 183V182H235ZM237 183V184H238ZM247 183V182H246ZM263 183V182H262ZM262 183L260 182V186L262 185ZM3 184V183H2ZM66 185H68V187H66V185L65 186H63V190L64 189H66V188H68L69 189V191L70 192H72V190H71V188L69 187V185L70 184H67V183H65ZM71 184V185H72ZM139 184V183H138ZM171 184V183H170ZM202 184V183H201ZM212 184V182H210L209 183V185H211ZM214 184H215V186L217 185L216 184V182H214L212 185L213 186H208V183H207V186H208V188H205V192L208 194V192H209V194H210V191L209 190H211V189H209V187H212V189H214V190H216L217 191V189H220V188H217L218 186H216V187H214ZM231 184V183H230ZM59 185V184H58ZM61 185V187H62V183L60 184ZM77 185V186H76ZM112 185V186H111ZM132 185H135V184H132ZM222 185V184H221ZM229 185V184H228ZM19 186H20V184H19ZM90 186V187H91ZM100 186H101V184H100ZM184 186V185H183ZM191 186V185H190ZM202 187H204L205 185H201ZM227 186V185H226ZM242 186V187H241ZM248 185L246 184V186H245V188H248L247 187ZM252 186H255V184L254 185H252ZM15 187V186H14ZM53 187V186H52ZM64 187H66V188H64ZM72 187V186H71ZM89 187V189H93V186H92V188H90ZM102 187V186H101ZM106 187V188H105ZM141 187V185L138 187V188H140ZM145 187V186H144ZM177 187V186H176ZM193 187V186H192ZM202 187H199V188H201L202 189ZM214 187V188H213ZM220 187V186H219ZM222 187V186H221ZM234 187V186H233ZM238 187V189L240 190V188ZM249 187V188H250ZM262 187V186H261ZM263 187H264V185H263ZM30 188V187H29ZM57 188V186L56 187H54V189H55V192H57L56 190H58V189H56ZM80 188H82V189H80ZM138 188L137 189H131L129 192H127V193H129L130 194V196H136L138 199H139V197L138 196H140V194L142 195L141 197H143V195L146 193V192H142V191H140V190H138ZM157 188V187H156ZM215 188H217V189H215ZM236 188V187H235ZM245 188L243 189V190H245ZM252 188V187H251ZM255 188V187H254ZM253 188V189H254ZM34 189V188H33ZM53 189V188H52ZM54 189H53V193H54ZM74 189H73V191H74ZM190 189V188H189ZM204 189V188H203ZM208 191H207V190ZM227 189V188H226ZM256 189V191L259 193V191L257 190V187L255 188ZM3 190V189H2ZM8 190H9V188H8ZM7 190V192H9ZM28 190V189H27ZM78 190V192H74L76 195L77 194H84V193H81V191H79ZM149 190V189H148ZM187 190V189H186ZM238 190V191H239ZM242 190V189H241ZM242 190V192H241V194L243 195V196H241V194H240V191H239V195L240 196H238V198L236 197L235 199H234V201H235V203H236V201H238V202H241V200H244V201H246L247 203H248V201L249 200H245L247 197H250L249 195H251V193H250V191H249V193H248V195H246V193L247 192H244ZM1 191V190H0ZM30 191V190H29ZM28 191V192H29ZM92 191L93 192H95L94 190H90V192L92 193ZM144 191V190H143ZM182 191V190H181ZM188 191V190H187ZM195 191V190H194ZM197 191V190H196ZM219 191V190H218ZM222 191H223V188H222ZM238 191H236V192H238ZM246 191V190H245ZM247 191H248V189H247ZM252 191V190H251ZM11 192V191H10ZM16 192V191H15ZM59 192V191H58ZM68 192V191H67ZM89 192V191H88ZM138 192H141L140 194H138ZM147 192H149V191H147ZM154 192H156V191H154ZM175 192V191H174ZM204 192V193H205ZM215 192V191H214ZM213 192V196H215L214 194L215 193H217V192H215L214 193ZM232 192V191H231ZM245 194H244V193ZM253 193H254V190L252 191ZM256 192V193H257ZM263 192V191H262ZM62 193V192H61ZM69 193V192H68ZM74 193H72L73 195H74ZM182 193H184V191L182 192ZM195 193V195H196V192H194ZM212 193V192H211ZM228 193H229V191H228ZM221 194V196H220V198L221 197H223L222 195H225L226 196V199L227 198H229L231 195V193H229V194ZM233 193V192H232ZM254 194L253 195V197H252V195H251V197L250 198H254V201L251 199V201L253 202L252 204H254L257 200L255 199V198H257V197H259V196H257V194ZM16 194V193H15ZM56 194H58V193H56ZM63 194V193H62ZM61 194V195H62ZM128 194V195H129ZM149 194H151V192L149 193ZM168 194V193H167ZM172 194H173V192H172ZM206 195V197H208V196H210V195ZM234 194V193H233ZM55 195V194H54ZM60 194L59 195H57L58 197L59 196H61ZM76 195H74V197H76ZM216 195H218V193L216 194ZM227 195L229 196V197H227ZM244 195H245V198H244ZM6 196H8V195H6ZM40 196V195H39ZM56 196V195H55ZM65 196H67V195H65ZM70 196V195H69ZM77 196H79V195H77ZM85 196H86V194H85ZM107 196H108V198H107ZM151 196V195H150ZM153 198H154V193H153ZM151 196V197H152ZM169 198L171 199H173V197H176V196H174V195H172V197H171V193H169ZM182 196V198H183V195H181ZM202 196V198H204L205 197V195L203 196V195H201ZM211 196H212V194H211ZM247 196V197H246ZM83 196H81V198H82ZM148 197H149V195H148ZM167 197V196H166ZM200 197V196H199ZM216 197V196H215ZM218 197V196H217ZM239 197H242V199L241 198H239ZM35 198V197H34ZM59 198H61V197H59ZM72 198H73V196H72ZM77 198V197H76ZM74 199V200H78L79 198H80V196H79V198H77V199ZM94 198V197H93ZM190 198V197H189ZM198 198V197H197ZM232 198H234L233 197V195H232ZM227 199V200H229L228 202H230V200L232 201L233 199ZM264 198V197H263ZM10 199V198H9ZM50 199V198H49ZM54 199V198H53ZM53 199H51V200H53ZM64 199V198H63ZM65 199H67V198H65ZM83 199V198H82ZM81 199V200H82ZM96 199V198H95ZM118 199V198H117ZM124 199V198H123ZM147 199V198H146ZM161 199H164V197L163 198H161ZM160 199V200H161ZM170 199H166V200H169V201H171ZM180 199V198H179ZM225 199V200H226ZM238 199V200H237ZM261 199V198H260ZM18 200V199H17ZM68 200H70V199H68ZM80 199H79V201L77 202L76 201V203L78 204H81V206H84L85 208H87L85 205H86V203H88L89 201H90V199H88V198H85L83 201H81ZM119 200V199H118ZM149 200V201H148ZM150 200L151 199H147V201L149 202V203H153L154 205H152V207H150V210L149 209H147L148 211H149V213L151 214V219L153 220V222H151V225H153L154 226V235H156L155 233L157 232V237H154V238H151V239H154V240H152V242H151V244L150 245H153V246H157L158 248H160L161 250L162 249H164V250H162V251H166L168 254H169V252L168 251H170V250H168V248H171V249H178V247H185V246H183V245H181V244H185V243H183L184 241H186V238H183V239H181L180 237H177V238H175L176 240H174V237L175 236H177L178 234H179V232H178V234L176 235V226L178 225V230L180 231V230H182L181 229V225H183V223H186V222H184V221H181V220H179L178 221V217H176V218H172V217H175L174 215H173V213L170 211V209L169 208H171V207H174V204H177V203H179V201H180V203H182L181 202V200H179V201H176V199L174 200V202L172 203V202H170L169 203V201L167 202V203H169V204H171L172 203V205L171 206H169V204H167V207L168 208H166L165 210H162V211H160L159 210V207L156 205V203H157V201H151L150 202ZM153 200V199H152ZM165 200V199H164ZM222 200V199H221ZM256 200V201H255ZM264 200V199H263ZM10 201V200H9ZM8 201V202H9ZM64 201H66V200H64ZM63 201V202H64ZM125 201V200H124ZM146 201V200H145ZM146 201V202H147ZM233 201V202H234ZM1 202V201H0ZM3 202H5V201H3ZM13 202V201H12ZM100 201L98 200V204H97V206L100 204L99 203ZM163 204H164V202L163 201H161ZM184 202V201H183ZM191 202V201H190ZM246 202H244V203H246ZM257 202H259V200L257 201ZM260 202H262V203H264L263 201H261L260 200ZM16 203V202H15ZM14 203V204H15ZM49 203V202H48ZM47 203V204H48ZM56 203H57V201H56ZM95 203V202H94ZM127 203V202H126ZM242 203H243V201H242ZM261 203V204H262ZM2 204V203H1ZM6 204V203H5ZM64 204V203H63ZM71 204V203H70ZM69 204V205H70ZM73 204V203H72ZM78 204V205H79ZM109 204V205H108ZM115 204V205H114ZM128 204V203H127ZM129 204H131V203H129ZM129 204L127 205V206H129ZM158 204H159V202H158ZM188 204V203H187ZM256 204V203H255ZM13 205V204H12ZM25 205V204H24ZM43 205H44V203H43ZM54 206H56V204H53ZM87 205H89V207H90V203L89 204H87ZM100 205H102V204H100ZM114 205V206H113ZM160 205H162V204H160ZM181 205H183V204H180V206ZM184 205H185V203H184ZM242 204L240 203V206H241ZM250 205H251V202H250ZM256 205H258L259 206V204H256ZM1 206V205H0ZM4 206V205H3ZM7 206V205H6ZM65 206H68V204L67 205H65ZM94 206V205H93ZM96 206V205H95ZM94 206V207H95ZM109 206V207H108ZM237 206H239L238 204H237ZM236 206V207H237ZM252 206V205H251ZM255 206V205H254ZM257 206V207H258ZM35 207V206H34ZM59 207V206H58ZM61 207V206H60ZM59 207V208H60ZM69 207V206H68ZM76 207V206H75ZM75 207H74V205H73V207L71 206V209H72V213H75L74 212V209H75ZM164 207V206H163ZM182 207V206H181ZM183 207H186V206H183ZM195 207V206H194ZM264 207V206H263ZM3 208V207H2ZM5 208H8L9 209V207H5ZM28 208V207H27ZM58 208V209H59ZM70 208V207H69ZM234 208V207H233ZM251 208V207H250ZM254 208V207H253ZM255 208H256V206H255ZM259 208V207H258ZM35 209V208H34ZM88 209L89 208H87V211H88ZM173 209V208H172ZM177 209V208H176ZM176 209L173 211L174 213H176L177 214V212L179 211V213H181V214H183L184 213V210L182 209V208H180L182 211H180V209H178L177 210V212H176ZM247 209H249L248 207H247ZM259 209H263V208H259ZM37 210H38V208H37ZM63 210V209H62ZM70 210V209H69ZM124 210V209H123ZM123 210H121V211H123ZM197 210V209H196ZM252 209H250V211H251ZM255 210V209H254ZM49 211V210H48ZM57 211V210H56ZM66 211V210H65ZM87 211H85V212H87ZM15 212V211H14ZM17 212V211H16ZM53 212V211H52ZM55 212V211H54ZM53 212V215H52V213H51V210H50V213H51V215L49 216V218L51 217V216H54V214L56 213H54ZM58 212V211H57ZM70 212H71V210H70ZM89 212V211H88ZM113 212H115V211H113ZM245 212H246V210H245ZM5 212L3 211V214H4ZM49 213V212H48ZM72 213H70V214H72ZM112 212L110 211V214H111ZM189 213V212H188ZM188 213H186V214H188ZM197 213V212H196ZM246 213H248V216H249V212L247 211ZM261 213V212H260ZM1 214V213H0ZM10 214H11V212H10ZM27 214H28V212H27ZM47 214V213H46ZM59 214L60 213H58V215L57 216H59ZM86 214H88V213H86ZM92 214V213H91ZM96 214L98 215L99 214V212L97 213L96 212ZM7 215V214H6ZM17 213H16V217H17ZM48 215V214H47ZM96 215V216H97ZM173 215V216H172ZM179 214H177V216H178ZM8 216V215H7ZM46 216V215H45ZM57 216L56 217H54L55 219H57ZM84 216V215H83ZM117 216V215H116ZM2 216H0V218H1ZM16 217H14V215H13V219H15ZM41 217V216H40ZM44 217V216H43ZM70 217V216H69ZM114 217V216H113ZM118 217V216H117ZM116 217V218H117ZM7 218L8 217H6V221H8L7 220ZM35 218V217H34ZM46 218L48 219V217L46 216ZM52 219H53V217H51ZM62 218H64V217H62ZM94 218V217H93ZM17 219V218H16ZM15 219V220H16ZM32 219V218H31ZM52 219H50V220H52ZM87 219V218H86ZM121 219V218H120ZM175 219H177L176 221H175ZM180 219H181V217H180ZM12 220V219H11ZM14 220V221H15ZM43 220H45V219H43ZM42 220V221H43ZM60 219H58V221H59ZM73 220V222L75 221V219L73 218L72 219ZM83 220V219H82ZM185 220H187V219H185ZM32 221V220H31ZM33 221H34V219H33ZM47 221V220H46ZM53 221H54V219H53ZM81 221V220H80ZM84 221H85V219H84ZM181 221V222H180ZM189 221V220H188ZM0 222H2V221H0ZM37 222V221H36ZM40 222V221H39ZM45 222V221H44ZM68 222V221H67ZM77 222V221H76ZM143 223H145V224H147L144 220L142 221ZM175 222H176V224H175ZM179 222V223H178ZM7 225L9 224V222H5ZM31 223V222H30ZM79 223V222H78ZM81 223V222H80ZM149 223H150V221H149ZM153 223V224H152ZM1 224V223H0ZM2 224H4V222H2ZM5 224V225H6ZM20 224V223H19ZM19 224L17 225V223H16V221H15V227L13 228V229H15V228H17L18 230H20L21 228V226H22V224H21V226H19ZM38 224V223H37ZM69 225H70V223H68ZM91 224V223H90ZM117 224V223H116ZM7 225H6V228H4L3 227V233H4V229H5V231H6V229L8 230V227H7ZM13 224H12V226H14ZM54 225V227H59L60 226V230L58 231V236H56V237H61V238H63V232H71L72 233V231H70L71 230V228H68L67 226V224H65V222L64 223H60V225H58V224H53ZM67 225V226H66ZM124 225H126V224H124ZM128 225V224H127ZM126 225V226H127ZM150 225V226H151ZM4 226V225H3ZM17 226V227H16ZM19 226V227H18ZM27 226V225H26ZM34 226V225H33ZM47 226V225H46ZM85 226V225H84ZM84 226H82V227H84ZM125 226V227H126ZM130 226V225H129ZM158 227L159 229H157V230H155L156 229V227ZM186 226V225H185ZM35 227V226H34ZM47 227H49V226H47ZM149 227V226H148ZM28 228H29V225H28ZM78 228H80V227H76V229L75 230H77V232L79 231V229ZM185 228V227H184ZM10 229V228H9ZM30 229V228H29ZM36 229V228H35ZM70 229V230H69ZM31 230H32V228H31ZM83 230V229H82ZM85 230H87V229H85ZM0 231H1V229H0ZM9 231V230H8ZM15 231H17V230H15ZM23 231V229L21 230V232ZM25 231H27V230H25ZM113 231V230H112ZM183 231V230H182ZM181 231V233L180 234H183V232ZM55 232V231H54ZM53 232V233H54ZM75 232V231H74ZM88 232V231H87ZM1 233V232H0ZM2 233V234H3ZM15 232H10V235H11V237H12V234H14ZM90 233V232H89ZM88 233V234H89ZM113 233V232H112ZM115 233V232H114ZM131 233V232H130ZM8 234H9V232H8ZM7 234V235H8ZM55 234H56V232H55ZM76 233H74V235H75ZM82 234V233H81ZM86 234V233H85ZM96 234V233H95ZM101 235L100 237H101V239H103L104 237H102V234L101 233H97L96 234V236L98 237V242L100 243V242H103V240H100V237H99V235ZM179 234V235H180ZM184 234H186L185 232H184ZM192 234V233H191ZM196 234V233H195ZM9 235V236H10ZM23 235L24 236H22V233H21V238H23L24 239V241L26 240V241H28V238H27V232L24 234V231H23ZM40 235V234H39ZM112 235V234H111ZM118 235V234H117ZM120 235V234H119ZM152 235V234H151ZM154 235H152V236H154ZM166 236L165 237V240H159L158 241V238H159V236ZM190 234H188V236H189ZM15 236V235H14ZM17 236H19V235H17ZM26 236V237H25ZM73 236V235H72ZM89 236V235H88ZM124 236V235H123ZM142 236V235H141ZM183 236H185V235H183ZM187 236V237H188ZM196 236V235H195ZM1 237H2V235L0 236V239H1ZM4 237V236H3ZM30 237V236H29ZM59 237V238H60ZM74 237V236H73ZM78 237H79V234H78ZM84 237V236H83ZM85 237H87V236H85ZM96 237V238H97ZM7 238H9V237H7ZM45 239H47V236L46 237H44ZM81 238V237H80ZM95 238V239H96ZM120 238H123L124 239V237H120ZM144 238V237H143ZM143 238H142V240H143ZM190 238H193V237H190ZM17 239V238H16ZM44 239V240H45ZM72 239V238H71ZM74 239V238H73ZM83 239V240H82ZM82 239H80V240H82V241H85L86 240V238L84 239V238H82ZM94 238L92 239V240H95ZM127 239V238H126ZM134 239H137V236H136V238H134ZM189 239V237L187 238V240ZM194 239V238H193ZM6 240H8V239H6ZM5 240V241H6ZM49 240V239H48ZM77 240H79V238H77ZM97 240H95V241H97ZM104 240H105V238H104ZM120 240V239H119ZM128 240H129V237H128ZM128 240L127 241H123V242H125L124 244H126L125 245V248H127L126 246H130V248H131V246H132V243H129L128 242ZM141 240V241H142ZM177 240H179V241H177ZM183 240V242H180V241H182ZM13 241H16V240H13ZM66 241H68V239H66ZM74 241V240H73ZM109 241H110V239H109ZM130 241V240H129ZM173 241H177L176 243H174ZM189 242H191L190 240H188ZM194 241H195V239H194ZM198 242H199V239L197 240ZM45 242V241H44ZM75 242V241H74ZM123 242L121 241V243H120V241H119V247H121V246H124V244H123ZM128 242V243H127ZM131 242V241H130ZM135 242H138V240H135ZM179 242L181 243V244H179ZM187 242V241H186ZM188 242V243H189ZM3 243V242H2ZM39 243V242H38ZM76 243V242H75ZM74 243V245H76ZM141 243H143V242H139V243H136L137 244V246L140 244L141 245ZM188 243H186L185 245H189ZM192 243V242H191ZM5 244V243H4ZM3 244V245H4ZM7 244V243H6ZM12 244H14L13 242H12ZM37 244V243H36ZM39 244H42V243H39ZM45 244V243H44ZM70 244V243H69ZM95 244V242L94 241H88L87 243H86V248L87 247H97V245H94ZM98 244V243H97ZM108 244V243H107ZM106 244V245H107ZM128 244V245H127ZM131 244V245H130ZM148 244V243H147ZM194 245H195V242L193 243ZM1 246H2V244H0ZM11 245V244H10ZM113 245V244H112ZM139 245V246H140ZM180 245V246H179ZM198 245V246H197ZM199 243L198 244H196V246H192V251H194V250H198V251H201V250H199V248L198 249H196V247H199ZM0 246V247H1ZM14 246V245H13ZM26 246V245H25ZM42 246V245H41ZM48 246V248H47V250L49 249V247H50V245H47ZM69 246V245H68ZM77 246V245H76ZM108 246V245H107ZM106 246V247H107ZM138 246V248H140ZM9 247H11V246H9ZM39 247V246H38ZM84 247V246H83ZM40 248V247H39ZM69 248V247H68ZM74 248H75V246H74ZM79 248H81V244L79 245ZM123 248V247H122ZM125 248H123V250H125ZM137 248V249H138ZM148 248H150L149 246H148ZM185 248H187V247H185ZM184 248V249H185ZM188 248H191V246L189 245L188 246ZM187 248V249H188ZM13 249H14V247H13ZM6 250V249H5ZM4 250V251H5ZM8 250V249H7ZM46 250V249H45ZM52 250V249H51ZM51 250H50V252H51ZM70 250V249H69ZM110 251H111V249H109ZM142 250H143V248H142ZM145 250L146 249H144V253L146 254V256H147V253L145 252ZM190 250V249H189ZM18 251V250H17ZM19 251H20V249H19ZM23 251V250H22ZM66 251H67V249H66ZM103 251V250H102ZM128 251H130V249H128ZM138 251H140V250H137V256L139 255L138 254ZM198 251H195V253L197 254L198 253ZM75 252V251H74ZM77 253H79L78 251H76ZM97 252V251H96ZM7 253V252H6ZM19 254V252H16V253H14L13 252V254L15 255V254ZM21 253V252H20ZM55 253V252H54ZM57 253V252H56ZM66 253V252H65ZM90 253H91V251H90ZM89 253V254H90ZM120 253V252H119ZM122 253H124V252H122ZM131 254H132V251L130 252ZM140 253V252H139ZM188 253H189V251H188ZM191 253V255H192V252H190ZM0 254H1V249H0ZM83 254V253H82ZM116 254V253H115ZM126 254V255H125ZM125 257L127 256V251L125 252ZM128 254H129V252H128ZM131 254H129V255H131ZM194 254V253H193ZM195 254V255H196ZM20 255H22V254H20ZM26 255V254H25ZM122 255V254H121ZM3 256V255H2ZM29 256V255H28ZM53 256V255H52ZM55 256V255H54ZM71 256V255H70ZM149 256V255H148ZM0 257H1V255H0ZM5 257V256H4ZM13 257V256H12ZM17 257H19L18 255H16V260L14 261V263H17L18 264V261H17ZM36 257V256H35ZM105 257H107V255L105 256L104 255V258ZM3 258V257H2ZM60 258H62V257H59V259ZM103 258V257H102ZM118 258V257H117ZM117 258H115V259H117ZM148 258V257H147ZM173 258H175V257H173ZM3 259H5V258H3ZM9 259H10V257H9ZM8 259V260H9ZM12 259V258H11ZM71 259V258H70ZM107 259V258H106ZM119 259V258H118ZM117 259V260H118ZM126 259V258H125ZM136 259H137V257H136ZM7 260V259H6ZM19 260H21V259H19ZM24 260V259H23ZM63 260H66V259H63ZM113 260V259H112ZM163 260V259H162ZM176 260V259H175ZM1 261V260H0ZM10 262H11V260H9ZM8 261V262H9ZM33 261V260H32ZM61 261V260H60ZM139 261V260H138ZM167 261V260H166ZM174 261V260H173ZM7 262V263H8ZM36 262V261H35ZM38 262V261H37ZM36 262V263H37ZM47 262V261H46ZM71 262V261H70ZM94 262V261H93ZM123 262V261H122ZM215 262V261H214ZM13 263V264H14ZM22 263H27V259H26V261L25 262H22ZM67 263H69L68 262V260H67ZM67 263H65L64 262V264H67ZM95 263V262H94ZM116 263V262H115ZM124 263L125 264H128V263H126L125 261H124ZM155 263V262H154ZM166 263V262H165ZM168 263V262H167ZM172 263V262H171ZM9 264H12V263H9ZM20 264V263H19ZM39 264V263H38ZM179 264V263H178ZM184 264V263H183ZM186 264V263H185Z\"/></svg>",
  "mask_w": 264,
  "mask_h": 264
}]
</instances>
